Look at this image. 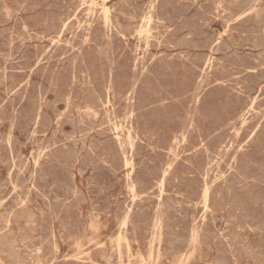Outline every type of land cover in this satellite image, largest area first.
<instances>
[{
    "label": "rangeland",
    "instance_id": "rangeland-1",
    "mask_svg": "<svg viewBox=\"0 0 264 264\" xmlns=\"http://www.w3.org/2000/svg\"><path fill=\"white\" fill-rule=\"evenodd\" d=\"M127 1L128 2L130 1L129 2L130 4ZM127 1L126 0H120V1L119 0H97V1L89 0L88 2H86V0H0V62H1L0 63V100H1L0 101V107H1L0 108V112H1L0 113V145L2 144L1 146H3V144L6 143L4 144L5 146H3L2 148L0 147V150H2L3 148L7 150V152L4 149L2 150V152L0 151V172H1L0 173V195H1L0 196V202H1L0 203V217H1L0 218V252L2 251L0 253L1 255L0 264H43V263L44 264H107V263L108 264H215L214 261H216V264H233L234 262H235L234 264H243L244 262H245L244 264H261V263L264 264V255H263L264 254V247H263L264 246V175H263L264 174V163H263L264 162V113H263L264 112V107H263L264 106V61H263L264 60V34H263L264 33V26H263L264 25V11H263L264 10V0H259V1L258 0H225V1L224 0H221V1L220 0L219 1L217 0H159V1L158 0H127ZM83 2H85V4ZM82 4H84V6ZM103 5L109 8L110 23H112L113 28L111 27V24L106 25L105 23H103ZM13 7L14 9H12ZM4 8L5 9L8 8V9L4 10ZM148 11L151 13H149ZM225 13H226V16H225ZM125 14L126 15L128 14V15L126 16ZM147 24L148 25L150 24V25L146 27ZM142 26L144 27L142 30H146V29L149 30L151 28V30H149V32L151 31L149 35L148 34L145 35L146 34L145 32L140 33V30H141L140 28ZM137 30H139V32H137ZM127 31H129V33ZM132 31L134 32L132 33ZM114 34H117V35H114ZM245 37L247 38V40ZM151 41L153 42L151 43ZM63 42H64V45H63ZM7 43L9 45H7ZM159 43H160V47H158ZM134 45L136 48L134 47ZM30 52L31 53L34 52V53L30 54ZM191 52H193L194 54ZM51 54H53L54 58ZM37 58L38 60H36ZM171 58L172 60H170ZM176 60H178V62ZM25 61L28 65L25 63ZM168 62H170L171 64ZM22 64L26 65L27 67L24 66V69H23ZM169 65L170 66L172 65L171 66L172 68ZM88 66L89 68H87ZM2 67L5 68V70ZM129 67L131 68L128 69ZM63 69H66L67 71ZM83 69H85V71ZM104 70L105 71L108 70V71L105 72ZM62 71L66 73L64 74ZM102 72H103V75H102ZM177 72H179L180 74ZM145 73H147L148 75ZM166 74H168V76ZM166 76L167 78L164 79ZM181 76L183 77L181 78ZM202 80L204 81L202 82ZM167 81L170 83H168ZM149 82L151 83L150 85H149ZM160 82L163 84V86ZM166 82L168 85L167 84L164 85ZM147 83L148 85H146ZM15 84H18V86ZM151 86L152 87L154 86V87L152 88ZM149 88H152L153 90ZM137 90L141 91V93L140 92L138 93ZM73 91H74V94L76 93L75 96H73ZM170 92H172V95ZM77 94H78V97L76 96ZM34 95H37V96H34ZM138 95L140 97H138ZM142 95L143 96L146 95L145 96L146 98L143 97ZM166 97H169V98L166 99ZM252 97L255 100H253ZM151 99H152V102H151ZM194 99L195 100L197 99V100L195 101ZM60 100H62L63 102ZM155 100L158 103H155ZM51 101L52 102L55 101V102L52 103ZM85 101H86V104H85ZM148 102H151V105L150 103L148 104ZM183 102H186V103H183ZM99 106H101L102 108ZM118 107H121V108H118ZM138 108L139 110H136ZM161 108L163 109L161 110ZM121 109H122V112H121ZM214 110H216V112ZM63 112H66V113H63ZM147 112H149L151 116L150 114L146 115ZM214 112L216 115L214 114ZM23 114H25V116ZM2 115L4 119L3 117H1ZM43 115L47 119H44L45 117ZM32 116L35 120L32 119ZM202 116L203 117L205 116V117L203 118ZM207 116H209V118ZM258 117H261V118H258ZM49 118L52 119L50 120V122H48ZM114 118H116V121ZM140 118L142 119V123L138 122V121H141ZM257 119H259L260 121ZM205 120L207 122H205ZM135 121H137L138 123ZM85 122H86V125H85ZM217 122H219V124ZM43 123L44 124L46 123V124H45V127L41 129V127L44 126ZM225 123H227V125ZM254 123L255 125H253ZM62 124L63 126H61ZM137 125L140 127V129ZM218 125L222 127H219ZM206 126H208L207 129H206ZM89 128H92V129H89ZM152 128L153 130H151ZM198 129H200V131L202 130L201 131L202 133ZM65 130L67 131V133ZM81 130L82 131L85 130V131L82 132ZM164 130H166V132ZM173 130H177V131H173ZM61 131H63L64 133ZM68 132H70V134H68ZM254 135L257 137V139ZM70 136L73 139L72 141H71ZM79 136L82 138H80ZM94 136H95V139H94ZM128 136L130 138H128ZM167 138H170V139H167ZM114 140L117 142L115 143ZM120 140L124 142L122 143ZM218 140L222 142L220 143ZM56 141L59 143H57ZM92 141H94V143ZM130 141L132 142V145L130 144ZM163 142L165 143V145ZM75 143H77V145ZM83 143H84V146L82 145ZM22 144L23 146H21ZM120 144L123 145L122 148ZM147 146H149V148ZM153 146L156 149H153L154 148ZM245 146L246 148H244ZM192 147H195V148H192ZM82 148L84 150H82ZM172 148L174 149L175 152L173 151ZM11 149L14 152H12ZM60 149L63 151H61ZM118 149H119V152H118ZM179 150H180V154H179ZM158 151H159V154H158ZM5 152L8 153V155ZM107 152L109 153V155ZM56 153L57 154L59 153L58 154L59 157L56 156L57 155ZM150 153H152L153 157L151 156ZM173 153L175 154L177 153V154L175 155ZM238 154L240 155L242 159L239 157ZM5 156H6V160H5ZM45 156H48V157H45ZM91 156H94V157H91ZM260 156L262 159L260 158ZM115 158H118L119 160L117 159L118 160L117 161ZM156 158L158 160H156ZM162 158H164V160ZM200 158L202 161L200 160ZM237 158H238V161H237ZM19 159L20 161H18ZM109 159L114 160V162ZM126 159L130 160L132 164L125 165ZM162 160L164 163L161 162ZM248 160H251V161H248ZM257 160L259 161L254 162ZM200 161L203 164H205V166ZM239 161L241 162L239 163ZM62 162L63 163L66 162V163L62 165ZM144 162L145 163L147 162L150 165L148 166V164L146 163L147 164L146 165ZM155 163L156 164L158 163L157 164L158 166ZM18 164H20V166H18ZM163 164L166 166H164ZM104 165L106 167H104ZM110 166L112 168H110ZM237 166L238 167L240 166V167L238 168ZM140 168L145 173H143V171ZM187 171L188 172L190 171V173H188ZM115 172H118V173H115ZM133 173L134 174L136 173V175H134ZM238 173L240 175H237ZM246 174L249 177L246 176ZM37 175L39 178L37 177ZM71 176H74V177H71ZM158 176H160L161 178ZM208 176H209V179H208ZM154 177H156V179ZM184 177L185 179H183ZM150 178L151 179L153 178V179L151 180ZM190 178L192 179L191 181H190ZM102 179H105V180H102ZM163 179L164 181L162 182ZM238 179H241V180H238ZM204 184L207 185L209 189H212V190H209V197L206 203L203 201L202 196H201L203 193V190L205 189ZM20 186L22 188H20ZM60 186L63 187L64 189H62ZM54 191L57 193H55ZM46 192L48 195H45ZM59 192H62V193H59ZM81 192L83 195L81 194ZM65 194H68V195H65ZM237 195L239 198L237 197ZM172 196L174 197V199ZM11 197L13 198L11 199ZM47 202H49L50 204ZM77 203L79 205H77ZM153 203L154 205L152 206ZM147 204L148 206H146ZM91 205L94 208L91 207ZM161 205L164 207H162ZM118 206L121 208H119ZM72 209L74 210V212L72 211ZM130 209L131 210L133 209V210L131 211ZM223 209L225 210L223 211ZM40 210L41 212H39ZM47 210L49 211V213ZM95 210L97 213L94 212ZM103 210L105 212H102ZM1 213L2 214L6 213L4 215L5 217ZM141 213H144V214H141ZM37 214L38 215L40 214V215L38 216ZM126 215L128 216L127 219H126ZM240 215L241 217H239ZM63 216L65 219L62 218ZM191 217H192V220H191ZM41 219H42V222H41ZM198 220H200V222ZM231 221L232 222L234 221V222L231 223ZM227 223L229 224V226ZM187 224H190V225L187 226ZM35 225L36 227H34ZM252 226H255V227H252ZM84 227L86 229H83ZM6 231L7 232L9 231L8 234ZM73 231L75 232V234L77 233L78 235L76 234L77 235L76 236L75 234H73L74 233ZM81 233H84L85 235ZM167 235L169 236L166 237ZM6 239L8 242L6 241ZM190 242H193V243H191L190 245ZM227 247H229L232 250H230ZM180 248L182 250H180ZM179 251H182V252H179ZM16 252H18V254ZM174 252L176 254H174ZM13 256L14 257L16 256V257L14 258ZM70 261L71 262L73 261V263H71Z\"/></svg>",
    "mask_w": 264,
    "mask_h": 264
},
{
    "label": "bare ground",
    "instance_id": "bare-ground-1",
    "mask_svg": "<svg viewBox=\"0 0 264 264\" xmlns=\"http://www.w3.org/2000/svg\"><path fill=\"white\" fill-rule=\"evenodd\" d=\"M88 1H89V0H88ZM88 1L86 0V2H88ZM94 1H95V0H94ZM96 1H97V0H96ZM119 1H120V0H119ZM126 1H127V0H126ZM158 1H159V0H158ZM217 1H219V0H217ZM220 1H221V0H220ZM224 1H225V0H224ZM258 1H259V0H258ZM3 2H4V1H3ZM15 2H16V1H15ZM50 2H51V1H50ZM102 2H103V1H102ZM127 2H128V1H127ZM129 2H130V1H129ZM129 2H128V3H129ZM145 2H146V1H145ZM151 2H152V1H151ZM154 2H155V1H154ZM4 3H5V2H4ZM8 3H9V2H8ZM13 3H14V2H13ZM83 3L85 4V2H83ZM200 3H201V2H200ZM205 3H206V2H205ZM207 3H208V2H207ZM256 3H258V2H256ZM15 4H16V3H15ZM15 4H14V5H15ZM84 4H82V5L84 6ZM110 4H111V3H110ZM114 4H115V3H114ZM129 4H130V3H129ZM134 4H135V3H134ZM134 4H133V5H134ZM145 4H146V3H145ZM177 4H178V3H177ZM231 4H232V2H231ZM18 5H19V4H18ZM55 5H56V4H55ZM97 5H98V4H97ZM100 5H101V3H100ZM117 5H118V4H117ZM137 5H138V4H137ZM141 5H142V4H141ZM143 5H144V4H143ZM198 5H199V4H198ZM215 5H216V4H215ZM218 5H219V4H218ZM220 5H221V3H220ZM253 5H254V4H253ZM30 6H31V5H30ZM93 6H95V5H93ZM109 6H110V5H109ZM124 6H125V4H124ZM174 6H175V5H174ZM177 6H178V5H177ZM216 6H217V5H216ZM226 6H227V5H226ZM231 6H232V5H231ZM251 6H252V5H251ZM257 6H259V5H257ZM8 7H9V6H8ZM23 7H24V6H23ZM51 7H52V6H51ZM98 7H99V6H98ZM113 7H114V6H113ZM121 7H122V6H121ZM135 7H136V6H135ZM135 7H134V8H135ZM227 7H228V6H227ZM253 7H254V6H253ZM34 8H35V7H34ZM127 8H128V7H127ZM175 8H176V7H175ZM193 8H194V7H193ZM243 8H244V7H243ZM6 9H8V8H6ZM6 9L4 8V10H6ZM12 9H14V7H13ZM23 9H24V8H23ZM25 9H26V8H25ZM48 9H49V8H48ZM52 9H53V8H52ZM122 9H124V8H122ZM135 9H136V8H135ZM143 9H144V8H143ZM217 9H218V8H217ZM231 9H232V8H231ZM93 10H94V8H93ZM137 10H139V9H137ZM137 10H136V11H137ZM141 10H142V9H141ZM169 10H170V9H169ZM222 10H223V9H222ZM250 10H251V9H250ZM252 10H253V8H252ZM9 11H10V10H9ZM36 11H37V9H36ZM45 11H46V10H45ZM51 11H52V10H51ZM57 11H58V10H57ZM61 11H62V10H61ZM89 11H90V10H89ZM117 11H119V10H117ZM128 11H129V10H128ZM150 11H151V10H150ZM199 11H200V10H199ZM217 11H218V10H217ZM246 11H247V10H246ZM263 11H264V10H263ZM27 12H28V11H27ZM33 12H34V11H33ZM129 12H130V11H129ZM131 12H132V11H131ZM141 12H142V11H141ZM148 12H149V11H148ZM170 12H171V11H170ZM19 13H20V12H19ZM37 13H38V12H37ZM45 13H46V12H45ZM86 13H87V12H86ZM89 13H90V12H89ZM109 13H110V12H109V8H108L107 6H105V5H103V23H105L106 25H110V24H111V27H112V23H110ZM146 13H147V12H146ZM149 13H151V12H149ZM226 13H227V12H226ZM226 13H225V16H226ZM231 13H232V12H231ZM240 13H241V12H240ZM242 13H243V12H242ZM254 13H255V12H254ZM158 14H159V13H158ZM182 14H183V13H182ZM31 15H32V14H31ZM77 15H78V14H77ZM97 15H98V14H97ZM125 15H126V14H125ZM127 15H128V14H127ZM127 15H126V16H127ZM130 15H131V14H130ZM133 15H134V14H133ZM136 15H137V14H136ZM9 16H10V15H9ZM11 16H12V15H11ZM16 16H17V15H16ZM24 16H25V15H24ZM28 16H29V15H28ZM47 16H49V15H47ZM88 16H89V15H88ZM131 16H132V15H131ZM145 16H146V15H145ZM150 16H151V15H150ZM181 16H182V15H181ZM187 16H188V15H187ZM208 16H209V15H208ZM213 16H214V15H213ZM222 16H224V15H222ZM237 16H238V15H237ZM248 16H249V15H248ZM250 16H251V15H250ZM260 16H261V15H260ZM74 17H75V16H74ZM95 17H96V16H95ZM100 17H101V16H100ZM210 17H211V16H210ZM210 17H209V18H210ZM257 17H258V15H257ZM8 18H10V17H8ZM61 18H62V17H61ZM64 18H65V17H64ZM101 18H102V17H101ZM127 18H128V17H127ZM130 18H131V17H130ZM137 18H138V17H137ZM139 18H140V17H139ZM142 18H143V17H142ZM150 18H151V17H150ZM181 18H182V17H181ZM221 18H223V17H221ZM225 18H226V17H225ZM3 19H4V18H3ZM15 19H16V18H15ZM75 19H76V18H75ZM80 19H81V18H80ZM143 19H144V18H143ZM215 19H216V18H215ZM215 19H214V20H215ZM236 19H237V18H236ZM259 19H260V18H259ZM33 20H34V19H33ZM73 20H74V19H73ZM94 20H95V19H94ZM100 20H101V19H100ZM127 20H128V19H127ZM134 20H135V18H134ZM147 20H148V19H147ZM157 20H158V19H157ZM223 20H224V19H223ZM223 20H222V22H223ZM240 20H241V19H240ZM2 21H3V20H2ZM30 21H31V20H30ZM85 21H86V20H85ZM142 21H143V20H142ZM154 21H155V20H154ZM163 21H164V20H163ZM99 22H100V21H99ZM140 22H141V21H140ZM149 22H150V21H149ZM151 22H153V21H151ZM261 22H263V21H261ZM21 23H22V22H21ZM23 23H24V21H23ZM91 23H92V21H91ZM97 23H98V22H97ZM141 23H142V22H141ZM146 23H147V22H146ZM230 23H232V22H230ZM244 23H245V22H244ZM4 24H5V23H4ZM10 24H11V23H10ZM10 24H9V25H10ZM155 24H156V23H155ZM178 24H179V23H178ZM49 25H50V24H49ZM86 25H87V23H86ZM92 25H93V24H92ZM92 25H91V26H92ZM143 25H145V24H143ZM149 25H150V24H149ZM149 25L147 24L146 27H148ZM158 25H159V24H158ZM172 25H174V24H172ZM253 25H254V23H253ZM10 26H11V25H10ZM62 26H63V25H62ZM98 26H100V25H98ZM137 26H138V25H137ZM151 26H152V25H151ZM168 26H169V25H168ZM209 26H210V25H209ZM263 26H264V25H263ZM20 27H21V26H20ZM37 27H38V26H37ZM37 27H36V28H37ZM73 27H74V26H73ZM106 27H107V26H106ZM173 27H174V26H173ZM224 27H225V26H224ZM2 28H3V27H2ZM4 28H5V27H4ZM11 28H12V27H11ZM101 28H102V27H101ZM112 28H113V27H112ZM143 28H144L143 26L140 28V29H141V30H140V33L145 32V33H146L145 35H147V34L149 35V33L151 32V31L149 32V30H151V28H150L149 30H148V29H146V30H142ZM168 28H169V27H168ZM29 29H30V28H29ZM72 29H73V28H72ZM84 29H85V28H84ZM153 29H154V28H153ZM162 29H163V28H162ZM172 29H173V28H172ZM172 29H171V30H172ZM211 29H212V28H211ZM2 30H3V29H2ZM19 30H20V29H19ZM43 30H44V29H43ZM53 30H54V29H53ZM111 30H112V29H111ZM160 30H161V29H160ZM160 30H158V31H160ZM207 30H209V29H207ZM213 30H214V29H213ZM223 30H224V29H223ZM5 31H6V30H5ZM13 31H15V30H13ZM84 31H85V30H84ZM88 31H89V30H88ZM112 31H113V30H112ZM121 31H122V30H121ZM216 31H217V30H216ZM2 32H3V31H2ZM33 32H34V31H33ZM62 32H63V31H62ZM90 32H91V31H90ZM90 32H89V33H90ZM92 32H93V31H92ZM127 32L129 33V31H127ZM133 32H134V31H132V33H133ZM137 32H139V30H137ZM156 32H157V31H156ZM169 32H171V31H169ZM193 32H194V31H193ZM83 33H84V32H83ZM118 33H119V32H118ZM161 33H162V32H161ZM31 34H32V33H31ZM72 34H73V33H72ZM130 34H131V33H130ZM130 34H129V35H130ZM154 34H155V33H154ZM184 34H185V33H184ZM217 34H218V33H217ZM263 34H264V33H263ZM7 35H8V34H7ZM17 35H18V34H17ZM33 35H34V34H33ZM35 35H36V34H35ZM76 35H77V34H76ZM94 35H95V34H94ZM114 35H117V34H114ZM177 35H178V34H177ZM180 35H181V34H180ZM236 35H237V34H236ZM255 35H256V34H255ZM261 35H262V34H261ZM88 36H89V35H88ZM122 36H123V35H122ZM153 36H154V35H153ZM170 36H171V35H170ZM191 36H192V35H191ZM214 36H215V35H214ZM245 36H246V35H245ZM17 37H18V36H17ZM55 37H56V36H55ZM77 37H78V36H77ZM81 37H82V36H81ZM149 37H150V36H149ZM186 37H187V36H186ZM217 37H218V36H217ZM68 38H69V37H68ZM92 38H93V37H92ZM104 38H105V36H104ZM111 38H112V37H111ZM114 38H115V36H114ZM117 38H119V37H117ZM133 38H134V37H133ZM156 38H157V37H156ZM163 38H164V37H163ZM178 38H179V36H178ZM193 38H194V37H193ZM198 38H199V37H198ZM202 38H203V37H202ZM245 38H246V37H245ZM255 38H256V37H255ZM6 39H7V37H6ZM8 39H9V38H8ZM10 39H11V38H10ZM14 39H15V38H14ZM56 39H57V38H56ZM82 39H83V38H82ZM90 39H91V38H90ZM147 39H148V38H147ZM152 39H154V38H152ZM152 39H151V40H152ZM161 39H162V38H161ZM194 39H195V38H194ZM200 39H201V38H200ZM203 39H204V38H203ZM239 39H240V38H239ZM84 40H85V39H84ZM120 40H121V39H120ZM141 40H142V39H141ZM148 40H149V39H148ZM155 40H156V39H155ZM175 40H176V39H175ZM195 40H196V39H195ZM198 40H199V39H198ZM219 40H220V39H219ZM225 40H226V39H225ZM237 40H238V39H237ZM246 40H247V38H246ZM68 41H69V40H68ZM90 41H91V40H90ZM149 41H150V40H149ZM158 41H159V40H158ZM181 41H182V40H181ZM199 41H200V40H199ZM201 41H202V40H201ZM4 42H5V41H4ZM50 42H51V41H50ZM61 42H62V41H61ZM66 42H67V41H66ZM94 42H95V41H94ZM115 42H116V41H115ZM120 42H122V41H120ZM135 42H136V41H135ZM152 42H153V41H151V43H152ZM156 42H157V41H156ZM160 42H161V41H160ZM191 42H192V41H191ZM207 42H208V41H207ZM218 42H219V41H218ZM8 43H9V42H8ZM8 43H7V45H9ZM12 43H13V42H12ZM87 43H88V42H87ZM151 43H150V44H151ZM197 43H198V42H197ZM228 43H229V42H228ZM10 44H11V42H10ZM21 44H22V43H21ZM37 44H38V43H37ZM39 44H40V43H39ZM90 44H91V43H90ZM146 44H147V43H146ZM148 44H149V43H148ZM169 44H170V42H169ZM169 44H168V45H169ZM183 44H185V43H183ZM194 44H195V43H194ZM25 45H26V44H25ZM27 45H28V44H27ZM29 45H30V44H29ZM54 45H55V44H54ZM63 45H64V42H63ZM67 45H68V44H67ZM71 45H72V43H71ZM71 45H70V46H71ZM106 45H107V44H106ZM165 45H166V44H165ZM177 45H178V44H177ZM177 45H176V46H177ZM199 45H200V44H199ZM210 45H211V44H210ZM213 45H214V44H213ZM5 46H6V45H5ZM30 46H31V45H30ZM44 46H45V45H44ZM58 46H59V45H58ZM112 46H113V45H112ZM120 46H121V45H120ZM120 46H119V47H120ZM137 46H138V45H137ZM197 46H198V45H197ZM200 46H201V45H200ZM236 46H237V45H236ZM239 46H240V45H239ZM253 46H254V45H253ZM258 46H259V45H258ZM72 47H73V46H72ZM98 47H99V46H98ZM134 47H135V45H134ZM140 47H141V46H140ZM158 47H160V43H159V46H158ZM182 47H183V46H182ZM189 47H190V46H189ZM198 47H199V46H198ZM201 47H202V46H201ZM248 47H249V46H248ZM248 47H247V48H248ZM256 47H257V46H256ZM78 48H79V47H78ZM104 48H105V47H104ZM135 48H136V47H135ZM138 48H139V47H138ZM144 48H145V47H144ZM156 48H157V47H156ZM163 48H164V47H163ZM167 48H168V47H167ZM172 48H173V47H172ZM174 48H175V47H174ZM178 48H179V47H178ZM195 48H196V47H195ZM195 48H194V49H195ZM199 48H200V47H199ZM227 48H228V47H227ZM234 48H235V47H234ZM249 48H250V47H249ZM4 49H5V48H4ZM17 49H18V48H17ZM46 49H47V48H46ZM61 49H62V48H61ZM99 49H100V48H99ZM133 49H134V48H133ZM141 49H142V48H141ZM191 49H192V48H191ZM201 49H202V48H201ZM250 49H251V48H250ZM258 49H259V48H258ZM1 50H2V49H1ZM14 50H15V49H14ZM20 50H21V49H20ZM29 50H30V48H29ZM34 50H35V49H34ZM103 50H104V49H103ZM162 50H163V49H162ZM162 50H161V51H162ZM168 50H169V49H168ZM235 50H236V49H235ZM248 50H249V49H248ZM10 51H11V50H10ZM140 51H141V50H140ZM56 52H57V51H56ZM101 52H102V51H101ZM118 52H119V51H118ZM132 52H133V51H132ZM142 52H143V51H142ZM146 52H148V51H146ZM210 52H212V51H210ZM260 52H261V51H260ZM21 53H22V52H21ZM21 53H20V55H21ZM25 53H26V52H25ZM33 53H34V52H33ZM33 53L30 52V54H33ZM51 53H52V52H51ZM61 53H62V52H61ZM61 53H60V54H61ZM70 53H71V52H70ZM134 53H136V52H134ZM159 53H160V52H159ZM179 53H180V52H179ZM191 53H193V52H191ZM213 53H214V52H213ZM219 53H220V52H219ZM232 53H233V52H232ZM18 54H19V53H18ZM26 54H27V53H26ZM65 54H66V53H65ZM193 54H194V53H193ZM235 54H236V53H235ZM34 55H35V54H34ZM34 55H33V56H34ZM40 55H41V54H40ZM40 55H39V56H40ZM44 55H45V54H44ZM51 55L53 56V54H51ZM115 55H116V53H115ZM167 55H168V54H167ZM169 55H170V54H169ZM186 55H188V54H186ZM26 56H27V55H26ZM42 56H43V55H42ZM69 56H70V55H69ZM233 56H234V54H233ZM257 56H258V55H257ZM18 57H19V56H18ZM71 57H72V56H71ZM76 57H77V56H76ZM121 57H122V56H121ZM182 57H183V56H182ZM186 57H187V56H186ZM237 57H238V56H237ZM7 58H8V57H7ZM7 58H6V59H7ZM13 58H14V57H13ZM51 58H52V57H51ZM53 58H54V56H53ZM74 58H75V57H74ZM147 58H148V57H147ZM161 58H162V57H161ZM194 58H195V57H194ZM258 58H259V57H258ZM19 59H20V58H19ZM42 59H43V58H42ZM44 59H45V58H44ZM156 59H157V58H156ZM185 59H186V58H185ZM189 59H191V58H189ZM212 59H213V58H212ZM36 60H38V58H37ZM53 60H55V59H53ZM73 60H74V59H73ZM150 60H151V59H150ZM170 60H172V58H171ZM170 60H169V61H170ZM210 60H211V59H210ZM214 60H215V59H214ZM214 60H213V61H214ZM1 61H2V60H1ZM3 61H4V60H3ZM11 61H12V60H11ZM17 61H18V59H17ZM20 61H21V60H20ZM64 61H65V60H64ZM158 61H159V60H158ZM163 61H164V60H163ZM176 61L178 62V60H176ZM187 61H188V60H187ZM226 61H227V60H226ZM263 61H264V60H263ZM29 62H30V61H29ZM36 62H37V61H36ZM40 62H41V61H40ZM129 62H130V61H129ZM156 62H157V61H156ZM156 62H155V63H156ZM174 62H175V61H174ZM184 62H186V61H184ZM189 62H190V61H189ZM209 62H210V61H209ZM223 62H224V61H223ZM0 63H1V62H0ZM10 63H11V62H10ZM17 63H18V62H17ZM25 63H26V61H25ZM30 63H31V62H30ZM54 63H55V62H54ZM168 63H170V62H168ZM204 63H205V62H204ZM26 64H27V63H26ZM41 64H42V63H41ZM81 64H82V63H81ZM92 64H93V63H92ZM165 64H166V63H165ZM170 64H171V63H170ZM188 64H189V63H188ZM193 64H194V63H193ZM219 64H220V63H219ZM221 64H222V63H221ZM260 64H261V63H260ZM3 65H5V64H3ZM12 65H13V64H12ZM22 65H23V64H22ZM27 65H28V64H27ZM73 65H74V64H73ZM86 65H87V64H86ZM135 65H136V64H135ZM148 65H149V64H148ZM156 65H157V64H156ZM178 65H179V64H178ZM185 65H186V63H185ZM206 65H207V64H206ZM227 65H228V64H227ZM227 65H226V66H227ZM249 65H250V64H249ZM24 66H26V65H23V69H24ZM42 66H43V65H42ZM149 66H150V65H149ZM169 66H170V65H169ZM171 66H172V65H171ZM171 66H170V67H171ZM190 66H191V65H190ZM226 66H225V67H226ZM232 66H234V65H232ZM9 67H10V66H9ZM16 67H17V66H16ZM26 67H27V66H26ZM28 67H29V66H28ZM30 67H31V66H30ZM91 67H92V66H91ZM114 67H115V66H114ZM131 67H133V66H131ZM131 67H129L128 69H130ZM220 67H221V66H220ZM239 67H240V66H239ZM2 68H3V67H2ZM2 68H1V69H2ZM11 68H12V67H11ZM49 68H50V67H49ZM57 68H58V67H57ZM87 68H89V66H88ZM148 68H149V67H148ZM171 68H172V67H171ZM171 68H170V69H171ZM213 68H214V67H213ZM240 68H241V67H240ZM242 68H243V67H242ZM3 69L5 70V68H3ZM17 69H18V68H17ZM27 69H28V68H27ZM136 69H137V68H136ZM152 69H153V68H152ZM162 69H163V68H162ZM162 69H161V70H162ZM173 69H174V68H173ZM237 69H238V68H237ZM243 69H244V68H243ZM19 70H20V69H19ZM55 70H56V69H55ZM63 70L67 71L66 69H63ZM83 70L85 71V69H83ZM126 70H127V69H126ZM138 70H139V69H138ZM150 70H151V69H150ZM154 70H155V69H154ZM159 70H160V68H159ZM165 70H166V69H165ZM179 70H180V69H179ZM223 70H224V69H223ZM235 70H236V69H235ZM245 70H246V69H245ZM261 70H262V68H261ZM50 71H51V70H50ZM53 71H54V70H53ZM84 71H83V72H84ZM104 71H105V70H104ZM106 71H108V70H106ZM106 71H105V72H106ZM167 71H168V70H167ZM169 71H170V70H169ZM176 71H177V70H176ZM185 71H186V69H185ZM9 72H10V71H9ZM23 72H25V71H23ZM26 72H27V71H26ZM36 72H37V71H36ZM59 72H60V71H59ZM62 72H63V71H62ZM86 72H87V71H86ZM95 72H96V71H95ZM99 72H100V71H99ZM145 72H146V71H145ZM158 72H159V71H158ZM187 72H188V71H187ZM214 72H215V71H214ZM217 72H218V71H217ZM227 72H228V71H227ZM238 72H239V71H238ZM37 73H38V72H37ZM40 73H41V72H40ZM40 73H39V75H40ZM63 73H64V72H63ZM63 73H62V74H63ZM65 73H66V72H65ZM65 73H64V74H65ZM108 73H109V72H108ZM128 73H129V72H128ZM142 73H143V72H142ZM147 73H148V72H147ZM147 73H145V74H147ZM151 73H152V72H151ZM177 73H179V72H177ZM188 73H189V72H188ZM232 73H233V71H232ZM239 73H240V72H239ZM27 74H28V73H27ZM48 74H49V73H48ZM48 74H47V75H48ZM78 74H79V73H78ZM83 74H84V73H83ZM95 74H96V73H95ZM130 74H131V73H130ZM179 74H180V73H179ZM181 74H182V73H181ZM202 74H203V73H202ZM221 74H222V72H221ZM242 74H243V73H242ZM22 75H23V74H22ZM44 75H45V74H44ZM49 75H50V74H49ZM87 75H88V74H87ZM102 75H103V72H102ZM147 75H148V74H147ZM153 75H154V74H153ZM163 75H164V74H163ZM166 75L168 76V74H166ZM218 75H219V74H218ZM12 76H13V75H12ZM16 76H17V74H16ZM41 76H42V75H41ZM45 76H46V75H45ZM65 76H66V75H65ZM90 76H91V75H90ZM111 76H112V75H111ZM121 76H122V75H121ZM154 76H155V75H154ZM164 76H165V75H164ZM167 76H166L164 79H166ZM169 76H170V75H169ZM178 76H179V75H178ZM184 76H185V75H184ZM186 76H187V75H186ZM188 76H189V75H188ZM222 76H223V75H222ZM232 76H233V75H232ZM8 77H9V76H8ZM39 77H40V76H39ZM43 77H44V76H43ZM47 77H48V76H47ZM50 77H51V76H50ZM76 77H77V76H76ZM92 77H93V76H92ZM101 77H102V76H101ZM138 77H139V76H138ZM174 77H175V76H174ZM182 77H183V76H181V78H182ZM206 77H207V76H206ZM233 77H234V76H233ZM239 77H240V76H239ZM41 78H42V77H41ZM106 78H107V77H106ZM140 78H141V77H140ZM168 78H169V77H168ZM199 78H200V77H199ZM12 79H13V78H12ZM19 79H20V78H19ZM38 79H39V78H38ZM51 79H52V78H51ZM82 79H83V78H82ZM86 79H87V78H86ZM98 79H100V78H98ZM157 79H158V78H157ZM164 79H163V80H164ZM188 79H189V78H188ZM194 79H195V78H194ZM227 79H228V78H227ZM240 79H241V78H240ZM240 79H239V80H240ZM1 80H2V79H1ZM3 80H4V79H3ZM8 80H9V78H8ZM16 80H17V79H16ZM49 80H50V79H49ZM54 80H55V79H54ZM60 80H61V79H60ZM64 80H65V79H64ZM141 80H142V79H141ZM148 80H149V79H148ZM161 80H162V78H161ZM170 80H171V79H170ZM217 80H218V79H217ZM217 80H216V82H217ZM61 81H62V80H61ZM65 81H66V80H65ZM81 81H82V80H81ZM150 81H151V80H150ZM158 81H160V80H158ZM190 81H191V80H190ZM193 81H194V80H193ZM200 81H201V80H200ZM203 81H204V80H202V82H203ZM219 81H220V80H219ZM9 82H10V81H9ZM11 82H12V81H11ZM13 82H14V80H13ZM20 82H21V81H20ZM34 82H35V81H34ZM49 82H50V81H49ZM97 82H98V81H97ZM97 82H96V83H97ZM101 82H102V81H101ZM101 82H100V83H101ZM107 82H108V80H107ZM164 82H165V81H164ZM167 82H168V81H167ZM167 82H166L164 85H166ZM208 82H209V81H208ZM227 82H228V81H227ZM229 82H230V80H229ZM233 82H235V81H233ZM29 83H30V82H29ZM29 83H28V84H29ZM35 83H36V82H35ZM53 83H54V82H53ZM68 83H69V82H68ZM103 83H104V82H103ZM141 83H143V82H141ZM153 83H154V82H153ZM153 83H152V85H153ZM160 83H161V82H160ZM168 83H170V82H168ZM182 83H183V81H182ZM243 83H244V82H243ZM1 84H2V82H1ZM3 84H4V82H3ZM19 84H20V83H19ZM39 84H40V83H39ZM45 84H46V83H45ZM51 84H52V83H51ZM72 84H73V83H72ZM91 84H92V83H91ZM109 84H110V82H109ZM144 84H145V82H144ZM150 84H151V83L149 82V85H150ZM161 84H162V83H161ZM236 84H237V83H236ZM15 85L18 86V84H15ZM40 85H41V84H40ZM59 85H60V84H59ZM79 85H80V84H79ZM95 85H96V84H95ZM107 85H108V84H107ZM124 85H125V83H124ZM134 85H135V84H134ZM138 85H139V84H138ZM146 85H148V83H147ZM167 85H168V84H167ZM1 86H3V85H1ZM17 86H16V87H17ZM25 86H26V85H25ZM33 86H34V85H33ZM45 86H46V85H45ZM101 86H102V85H101ZM140 86H142V85H140ZM155 86H156V85H155ZM157 86H158V84H157ZM162 86H163V84H162ZM177 86H178V85H177ZM194 86H196V85H194ZM194 86H193V87H194ZM199 86H200V85H199ZM221 86H222V85H221ZM229 86H230V85H229ZM16 87H15V88H16ZM37 87H38V86H37ZM42 87H43V86H42ZM95 87H96V86H95ZM118 87H120V86H118ZM138 87H139V86H138ZM151 87H152V86H151ZM153 87H154V86H153ZM153 87H152V88H153ZM165 87H166V86H165ZM165 87H164V88H165ZM168 87H169V86H168ZM215 87H217V86H215ZM230 87H231V86H230ZM234 87H236V86H234ZM240 87H241V86H240ZM11 88H12V87H11ZM13 88H14V86H13ZM20 88H21V87H20ZM20 88H18V89H20ZM35 88H36V87H35ZM51 88H52V87H51ZM63 88H64V87H63ZM65 88H66V87H65ZM81 88H82V87H81ZM152 88H149V89H152ZM172 88H173V87H172ZM175 88H176V87H175ZM6 89H7V88H6ZM30 89H31V88H30ZM33 89H34V88H33ZM58 89H59V88H58ZM69 89H70V88H69ZM82 89H83V88H82ZM87 89H88V88H87ZM108 89H109V88H108ZM185 89H186V88H185ZM211 89H212V88H211ZM238 89H239V88H238ZM10 90H12V89H10ZM24 90H25V89H24ZM37 90H38V88H37ZM49 90H50V89H49ZM61 90H62V89H61ZM74 90H75V89H74ZM79 90H80V89H79ZM146 90H147V89H146ZM152 90H153V89H152ZM152 90H151V91H152ZM154 90H155V89H154ZM186 90H187V89H186ZM196 90H197V89H196ZM199 90H200V89H199ZM201 90H202V89H201ZM204 90H205V89H204ZM246 90H247V89H246ZM246 90H245V91H246ZM251 90H252V89H251ZM2 91H3V90H2ZM4 91H5V90H4ZM26 91H27V90H26ZM84 91H85V90H84ZM86 91H87V90H86ZM134 91H135V90H134ZM157 91H158V90H157ZM166 91H167V90H166ZM188 91H189V90H188ZM190 91H191V90H190ZM217 91H218V90H217ZM29 92H30V91H29ZM37 92H38V91H37ZM46 92H47V91H46ZM48 92H49V91H48ZM62 92H63V91H62ZM62 92H61V93H62ZM124 92H125V91H124ZM137 92H138V93H139V92L141 93V91H139V90H137ZM137 92H136V93H137ZM186 92H187V91H186ZM212 92H213V91H212ZM235 92H236V91H235ZM252 92H253V91H252ZM59 93H60V92H59ZM90 93H91V92H90ZM93 93H94V92H93ZM161 93H162V92H161ZM170 93H171V95H172V92H170ZM173 93H174V92H173ZM193 93H194V92H193ZM199 93H200V92H199ZM205 93H206V92H205ZM247 93H248V92H247ZM6 94H7V93H6ZM12 94H13V93H12ZM34 94H36V93H34ZM41 94H43V93H41ZM41 94H40V95H41ZM44 94H45V92H44ZM51 94H52V93H51ZM53 94H54V93H53ZM75 94H76V93H75ZM75 94H74V91H73V96H75ZM78 94H79V93H78ZM78 94L76 95L77 97H78ZM110 94H111V93H110ZM117 94H118V93H117ZM119 94H120V93H119ZM122 94H123V93H122ZM145 94H146V93H145ZM158 94H159V93H158ZM238 94H239V93H238ZM13 95H14V94H13ZM59 95H60V94H59ZM66 95H67V94H66ZM66 95H65V96H66ZM70 95H71V94H70ZM130 95H131V94H130ZM193 95H194V94H193ZM214 95H215V93H214ZM219 95H220V94H219ZM221 95H222V94H221ZM227 95H228V94H227ZM229 95H230V94H229ZM27 96H28V95H27ZM30 96H31V94H30ZM34 96H37V95H34ZM38 96H39V95H38ZM65 96H64V97H65ZM80 96H81V95H80ZM93 96H94V95H93ZM134 96H135V95H134ZM142 96H143V95H142ZM145 96H146V95H145ZM145 96H143V97H145ZM152 96H153V95H152ZM225 96H226V95H225ZM234 96H235V95H234ZM55 97H56V96H55ZM61 97H62V96H61ZM138 97H140V96L138 95ZM161 97H162V96H161ZM195 97H196V96H195ZM206 97H207V96H206ZM222 97H223V96H222ZM237 97H238V96H237ZM15 98H16V96H15ZM34 98H35V97H34ZM34 98H33V100H34ZM38 98H39V97H38ZM38 98H36V99H38ZM74 98H75V97H74ZM121 98H122V97H121ZM127 98H128V97H127ZM127 98H126V99H127ZM145 98H146V97H145ZM145 98H144V99H145ZM167 98H169V97H166V99H167ZM171 98H172V97H171ZM189 98H190V97H189ZM252 98H253V97H252ZM2 99H3V98H2ZM10 99H12V98H10ZM25 99H26V98H25ZM25 99H24V100H25ZM58 99H59V98H58ZM90 99H91V98H90ZM90 99H89V101H90ZM106 99H107V98H106ZM116 99H117V98H116ZM131 99H133V98H131ZM154 99H155V98H154ZM154 99H153V100H154ZM158 99H159V98H158ZM244 99H245V98H244ZM54 100H55V99H54ZM93 100H94V99H93ZM141 100H142V99H141ZM147 100H148V98H147ZM147 100H146V101H147ZM149 100H150V99H149ZM168 100H169V99H168ZM194 100H195V99H194ZM196 100H197V99H196ZM196 100H195V101H196ZM212 100H213V98H212ZM220 100H221V99H220ZM253 100H255V99L253 98ZM0 101H1V100H0ZM3 101H4V100H3ZM46 101H47V100H46ZM52 101H53V100H52ZM52 101H51V102H52ZM60 101H62V100H60ZM86 101H87V100H86ZM86 101H85V104H86ZM91 101H92V100H91ZM119 101H120V99H119ZM163 101H164V100H163ZM184 101H185V100H184ZM202 101H203V100H202ZM202 101H201V102H202ZM207 101H208V100H207ZM247 101H248V100H247ZM51 102H50V103H51ZM54 102H55V101H54ZM54 102H52V103H54ZM62 102H63V101H62ZM92 102H93V101H92ZM92 102H91V103H92ZM151 102H152V99H151ZM151 102H148V104L150 103V105H151ZM188 102H190V101H188ZM209 102H210V101H209ZM248 102H249V101H248ZM256 102H257V101H256ZM16 103H17V102H16ZM19 103H20V102H19ZM19 103H18V104H19ZM88 103H89V102H88ZM93 103H94V102H93ZM128 103H129V102H128ZM133 103H134V102H133ZM135 103H136V102H135ZM155 103H158V102L155 100ZM183 103H186V102H183ZM183 103H182V104H183ZM217 103H218V102H217ZM239 103H240V102H239ZM30 104H31V103H30ZM32 104H33V103H32ZM34 104H35V103H34ZM47 104H48V103H47ZM119 104H120V103H119ZM163 104H164V103H163ZM182 104H181V105H182ZM211 104H212V103H211ZM241 104H242V103H241ZM54 105H55V104H54ZM90 105H91V104H90ZM93 105H94V104H93ZM97 105H99V104H97ZM103 105H104V104H103ZM117 105H118V104H117ZM121 105H122V104H121ZM125 105H126V104H125ZM196 105H197V104H196ZM199 105H200V104H199ZM201 105H202V104H201ZM233 105H235V104H233ZM249 105H250V104H249ZM6 106H7V105H6ZM28 106H30V105H28ZM36 106H37V105H36ZM36 106H35V107H36ZM175 106H176V105H175ZM177 106H178V105H177ZM205 106H206V104H205ZM205 106H204V107H205ZM18 107H19V106H18ZM18 107H17V108H18ZM74 107H75V106H74ZM80 107H82V106H80ZM89 107H90V106H89ZM99 107H101V106H99ZM123 107H124V105H123ZM193 107H194V106H193ZM201 107H202V106H201ZM209 107H210V106H209ZM241 107H242V106H241ZM263 107H264V106H263ZM0 108H1V107H0ZM25 108H26V106H25ZM55 108H56V107H55ZM58 108H59V107H58ZM76 108H77V107H76ZM97 108H98V107H97ZM101 108H102V107H101ZM118 108H121V107H118ZM177 108H178V107H177ZM181 108H182V107H181ZM183 108H184V107H183ZM206 108H207V107H206ZM245 108H246V107H245ZM259 108H260V107H259ZM10 109H12V108H10ZM69 109H70V108H69ZM69 109H68V110H69ZM110 109H111V108H110ZM125 109H126V108H125ZM127 109H128V108H127ZM162 109H163V108H161V110H162ZM167 109H168V107H167ZM186 109H188V108H186ZM222 109H223V108H222ZM262 109H263V108H262ZM15 110H16V109H15ZM15 110H14V111H15ZM35 110H36V109H35ZM35 110H34V111H35ZM60 110H61V109H60ZM94 110H95V109H94ZM104 110H105V109H104ZM136 110H139V108L136 109ZM177 110H178V109H177ZM8 111H9V110H8ZM8 111H7V112H8ZM14 111H13V112H14ZM28 111H29V110H28ZM32 111H33V109H32ZM32 111H31V112H32ZM54 111H55V110H54ZM96 111H97V110H96ZM98 111H100V110H98ZM128 111H130V110H128ZM131 111H132V110H131ZM214 111L216 112V110H214ZM225 111H227V110H225ZM234 111H235V110H234ZM46 112H47V111H46ZM55 112H56V111H55ZM112 112H113V111H112ZM118 112H119V111H118ZM121 112H122V109H121ZM123 112H124V111H123ZM171 112H172V111H171ZM182 112H183V111H182ZM199 112H201V111H199ZM208 112H209V111H208ZM215 112H214V114H215ZM228 112H229V111H228ZM228 112H227V113H228ZM0 113H1V112H0ZM28 113H29V112H28ZM41 113H42V112H41ZM44 113H45V112H44ZM53 113H54V112H53ZM63 113H66V112H63ZM71 113H72V112H71ZM93 113H94V112H93ZM98 113H99V112H98ZM119 113H120V112H119ZM134 113H135V112H134ZM160 113H161V112H160ZM176 113H177V112H176ZM218 113H219V111H218ZM237 113H238V112H237ZM247 113H248V112H247ZM253 113H254V112H253ZM253 113H252V114H253ZM256 113H257V112H256ZM258 113H259V112H258ZM263 113H264V112H263ZM8 114H9V113H8ZM14 114H15V113H14ZM57 114H58V113H57ZM82 114H83V113H82ZM99 114H100V113H99ZM104 114H105V113H104ZM106 114H107V113H106ZM108 114H109V113H108ZM140 114H141V113H140ZM143 114H144V113H143ZM147 114H150V113L147 112L146 115H147ZM192 114H193V113H192ZM210 114H211V113H210ZM214 114H212V115H214ZM260 114H261V113H260ZM10 115H11V114H10ZM23 115L25 116V114H23ZM32 115H33V114H32ZM64 115H65V114H64ZM69 115H70V114H69ZM80 115H81V114H80ZM113 115H114V114H113ZM130 115H131V114H130ZM132 115H133V114H132ZM190 115H191V114H190ZM193 115H194V114H193ZM202 115H204V114H202ZM215 115H216V114H215ZM229 115H230V114H229ZM253 115H254V114H253ZM4 116H5V115H4ZM8 116H9V115H8ZM26 116H27V115H26ZM39 116H41V115H39ZM43 116H44V115H43ZM46 116H47V115H46ZM61 116H62V115H61ZM110 116H111V114H110ZM121 116H122V115H121ZM127 116H128V115H127ZM137 116H138V115H137ZM143 116H144V115H143ZM150 116H151V114H150ZM178 116H179V115H178ZM210 116H211V115H210ZM256 116H257V115H256ZM1 117H3V115H2ZM21 117H22V116H21ZM44 117H45V116H44ZM65 117H66V116H65ZM92 117H93V116H92ZM108 117H109V116H108ZM108 117H107V118H108ZM113 117H114V116H113ZM128 117H129V116H128ZM140 117H142V116H140ZM154 117H155V116H154ZM161 117H162V115H161ZM202 117H203V116H202ZM204 117H205V116H204ZM204 117H203V118H204ZM207 117L209 118V116H207ZM235 117H236V116H235ZM240 117H242V116H240ZM22 118H23V117H22ZM63 118H64V116H63ZM66 118H67V117H66ZM71 118H73V117H71ZM78 118H79V117H78ZM117 118H118V117H117ZM145 118H146V117H145ZM145 118H144V120H145ZM196 118H197V117H196ZM208 118H207V120H208ZM210 118H212V117H210ZM214 118H216V117H214ZM229 118H230V117H229ZM248 118H249V117H248ZM256 118H257V117H256ZM258 118H261V117H258ZM3 119H4V117H3ZM11 119H12V118H11ZM24 119H25V118H24ZM27 119H28V117H27ZM27 119H26V120H27ZM32 119H34L33 116H32ZM32 119H31V120H32ZM44 119H47V118L45 117ZM82 119H83V118H82ZM105 119H106V118H105ZM114 119H115V121H116V118H114ZM140 119H141V118H140ZM198 119H199V118H198ZM205 119H206V118H205ZM234 119H235V118H234ZM234 119H233V120H234ZM242 119H244V118H242ZM15 120H16V119H15ZM29 120H30V119H29ZM34 120H35V119H34ZM42 120H43V119H42ZM50 120H52V119L49 118V121H48V122H50ZM67 120H68V119H67ZM91 120H92V119H91ZM112 120H113V118H112ZM137 120H138V119H137ZM153 120H154V119H153ZM202 120H203V119H202ZM211 120H212V119H211ZM257 120H259V119H257ZM32 121H33V120H32ZM59 121H60V119H59ZM70 121H72V120H70ZM74 121H75V120H74ZM79 121H80V120H79ZM103 121H104V120H103ZM103 121H102V122H103ZM106 121H107V120H106ZM150 121H151V120H150ZM168 121H169V119H168ZM168 121H167V122H168ZM251 121H252V120H251ZM259 121H260V120H259ZM18 122H19V121H18ZM18 122H17V123H18ZM24 122H25V121H24ZM43 122H44V121H43ZM46 122H47V121H46ZM66 122H67V121H66ZM66 122H65V123H66ZM104 122H105V121H104ZM104 122H103V123H104ZM135 122H137V121H135ZM138 122H141V123H142V119H141V121H138ZM138 122H137V123H138ZM151 122H152V121H151ZM163 122H164V121H163ZM192 122H193V121H192ZM199 122H201V121H199ZM205 122H207V121L205 120ZM209 122H210V121H209ZM209 122H208V123H209ZM8 123H9V122H8ZM26 123H27V122H26ZM28 123H29V121H28ZM30 123H31V122H30ZM38 123H39V122H38ZM63 123H64V122H63ZM78 123H79V122H78ZM80 123H81V122H80ZM83 123H84V122H83ZM110 123H111V122H110ZM110 123H109V124H110ZM114 123H115V122H114ZM144 123H145V122H144ZM144 123H143V124H144ZM154 123H155V122H154ZM161 123H162V122H161ZM190 123H191V121H190ZM196 123H197V122H196ZM196 123H195V124H196ZM217 123L219 124V122H217ZM234 123H235V122H234ZM36 124H37V122H36ZM43 124H44V123H43ZM45 124H46V123H45ZM45 124H44V126L41 127V129L45 127ZM50 124H51V123H50ZM50 124H49V125H50ZM60 124H61V123H60ZM66 124H67V123H66ZM66 124H65V125H66ZM88 124H89V123H88ZM88 124H87V125H88ZM101 124H102V123H101ZM106 124H107V123H106ZM106 124H104V125H106ZM112 124H113V123H112ZM115 124H116V123H115ZM118 124H119V123H118ZM125 124H127V123H125ZM152 124H153V123H152ZM215 124H216V123H215ZM225 124L227 125V123H225ZM245 124H246V123H245ZM20 125H21V124H20ZM32 125H33V124H32ZM68 125H69V124H68ZM72 125H73V124H72ZM74 125H75V124H74ZM85 125H86V122H85ZM169 125H170V124H169ZM179 125H180V124H179ZM179 125H178V126H179ZM206 125H207V124H206ZM216 125H217V124H216ZM222 125H223V124H222ZM226 125H225V126H226ZM253 125H255V123H254ZM257 125H258V124H257ZM259 125H260V124H259ZM9 126H10V124H9ZM22 126H24V125H22ZM22 126H21V127H22ZM59 126H60V125H59ZM61 126H63V124H62ZM79 126H80V125H79ZM79 126H78V128H79ZM98 126H99V125H98ZM112 126H113V125H112ZM115 126H116V125H115ZM121 126H122V124H121ZM121 126H120V127H121ZM137 126H138V125H137ZM140 126H141V125H140ZM161 126H162V125H161ZM161 126H160V127H161ZM188 126H189V125H188ZM192 126H193V125H192ZM197 126H198V125H197ZM197 126H196V127H197ZM202 126H203V125H202ZM202 126H201V127H202ZM218 126H219V125H218ZM235 126H237V125H235ZM235 126H234V127H235ZM241 126H242V125H241ZM1 127H2V126H1ZM25 127H26V126H25ZM37 127H38V126H37ZM107 127H108V126H107ZM109 127H110V126H109ZM113 127H114V126H113ZM124 127H125V126H124ZM130 127H131V126H130ZM134 127H135V126H134ZM138 127H139V126H138ZM193 127H194V126H193ZM199 127H200V126H199ZM219 127H222V126H219ZM3 128H4V127H3ZM61 128H62V127H61ZM87 128H88V127H87ZM96 128H97V127H96ZM116 128H117V127H116ZM136 128H137V127H136ZM207 128H208V126H206V129H207ZM20 129H21V128H20ZM39 129H40V127H39ZM50 129H52V128H50ZM59 129H60V128H59ZM72 129H73V127H72ZM89 129H92V128H89ZM107 129H108V128H107ZM139 129H140V127H139ZM141 129H142V128H141ZM160 129H161V128H160ZM182 129H183V128H182ZM182 129H181V130H182ZM256 129H257V127H256ZM44 130H45V129H44ZM44 130H43V131H44ZM82 130H83V129H82ZM82 130H81V131H82ZM98 130H99V129H98ZM98 130H97V131H98ZM100 130H101V129H100ZM126 130H127V129H126ZM144 130H145V129H144ZM151 130H153V128H152ZM198 130L200 131V129H198ZM250 130H251V129H250ZM13 131H14V130H13ZM48 131H49V130H48ZM65 131H66V130H65ZM74 131H75V130H74ZM74 131H73V132H74ZM84 131H85V130H84ZM84 131H82V132H84ZM97 131H96V132H97ZM103 131H104V130H103ZM106 131H107V130H106ZM110 131H112V130H110ZM110 131H109V132H110ZM114 131H115V130H114ZM136 131H137V130H136ZM139 131H140V130H139ZM142 131H143V130H142ZM154 131H155V130H154ZM156 131H157V130H156ZM164 131L166 132V130H164ZM168 131H169V130H168ZM168 131H167V132H168ZM173 131H177V130H173ZM178 131H180V130H178ZM194 131H195V130H194ZM201 131H202V130H201ZM201 131H200V132H201ZM245 131H246V130H245ZM253 131H254V130H253ZM9 132H10V131H9ZM29 132H30V131H29ZM54 132H55V131H54ZM61 132H63V131H61ZM109 132H108V133H109ZM123 132H124V131H123ZM126 132H127V131H126ZM126 132H125V133H126ZM133 132H134V131H133ZM143 132H144V131H143ZM185 132H186V131H185ZM196 132H197V131H196ZM200 132H199V133H200ZM225 132H226V131H225ZM248 132H249V131H248ZM258 132H260V131H258ZM63 133H64V132H63ZM66 133H67V131H66ZM102 133H103V132H102ZM129 133H130V132H129ZM134 133H135V132H134ZM134 133H133V134H134ZM141 133H142V132H141ZM145 133H146V132H145ZM149 133H150V132H149ZM156 133H157V132H156ZM171 133H172V132H171ZM190 133H191V132H190ZM201 133H202V132H201ZM201 133H200V134H201ZM204 133H205V131H204ZM211 133H212V132H211ZM213 133H214V132H213ZM226 133H227V132H226ZM235 133H236V132H235ZM6 134H7V133H6ZM29 134H30V133H29ZM51 134H52V133H51ZM68 134H70V132H68ZM73 134H74V133H73ZM104 134H105V133H104ZM138 134H139V133H138ZM147 134H148V133H147ZM161 134H162V132H161ZM181 134H182V133H181ZM187 134H188V133H187ZM241 134H243V133H241ZM245 134H246V133H245ZM245 134H244V136H245ZM22 135H23V134H22ZM55 135H56V134H55ZM166 135H167V134H166ZM177 135H178V134H177ZM210 135H211V134H210ZM225 135H226V134H225ZM4 136H5V135H4ZM11 136H12V135H11ZM53 136H54V135H53ZM85 136H86V135H85ZM99 136H100V135H99ZM121 136H122V135H121ZM129 136H131V135H129ZM129 136H128V138H130ZM144 136H145V135H144ZM161 136H162V135H161ZM161 136H160V137H161ZM183 136H184V135H183ZM183 136H182V138H183ZM189 136H190V135H189ZM191 136H192V134H191ZM204 136H205V134H204ZM206 136H207V134H206ZM213 136H214V135H213ZM236 136H237V134H236ZM254 136H255V135H254ZM254 136H253V138H254ZM260 136H261V135H260ZM25 137H26V136H25ZM32 137H33V136H32ZM45 137H47V136H45ZM54 137H55V136H54ZM70 137H71V136H70ZM79 137H80V136H79ZM83 137H84V136H83ZM137 137H138V136H137ZM139 137H140V136H139ZM142 137H143V135H142ZM149 137H150V136H149ZM168 137H169V136H168ZM171 137H173V136H171ZM208 137H209V136H208ZM225 137H226V136H225ZM255 137H256V136H255ZM9 138H10V137H9ZM18 138H19V137H18ZM20 138H21V137H20ZM65 138H66V137H65ZM80 138H82V137H80ZM116 138H117V136H116ZM140 138H141V137H140ZM161 138H162V137H161ZM176 138H177V137H176ZM239 138H241V137H239ZM242 138H243V137H242ZM31 139H32V138H31ZM55 139H56V138H55ZM55 139H54V140H55ZM94 139H95V136H94ZM107 139H108V138H107ZM110 139H111V138H110ZM118 139H119V138H118ZM120 139H121V138H120ZM153 139H154V138H153ZM157 139H158V138H157ZM167 139H170V138H167ZM174 139H175V138H174ZM186 139H187V137H186ZM201 139H202V138H201ZM201 139H200V140H201ZM211 139H212V137H211ZM211 139H210V140H211ZM231 139H232V137H231ZM244 139H245V138H244ZM256 139H257V137H256ZM19 140H20V139H19ZM56 140H57V139H56ZM72 140H73V139H72V137H71V141H72ZM83 140H84V139H83ZM83 140H82V141H83ZM86 140H87V139H86ZM92 140H93V139H92ZM105 140H106V139H105ZM130 140H132V139H130ZM139 140H140V139H139ZM177 140H178V139H177ZM203 140H204V138H203ZM207 140H208V139H207ZM228 140H229V139H228ZM247 140H248V139H247ZM259 140H260V139H259ZM16 141H17V140H16ZM36 141H37V140H36ZM48 141H49V140H48ZM48 141H47V142H48ZM61 141H62V140H61ZM75 141H76V140H75ZM75 141H74V142H75ZM82 141H81V143H82ZM110 141H111V140H110ZM114 141H115V140H114ZM120 141H121V140H120ZM120 141H119V142H120ZM169 141H170V140H169ZM178 141H179V140H178ZM181 141H182V140H181ZM185 141H186V140H185ZM190 141H191V140H190ZM212 141H213V140H212ZM218 141H219V140H218ZM248 141H249V140H248ZM250 141H251V140H250ZM252 141H253V140H252ZM32 142H33V141H32ZM39 142H40V141H39ZM56 142H57V141H56ZM90 142H91V141H90ZM90 142H89V143H90ZM92 142L94 143V141H92ZM95 142H96V141H95ZM104 142H106V141H104ZM112 142H113V141H112ZM116 142H117V141H115V143H116ZM119 142H118V143H119ZM121 142H122V141H121ZM123 142H124V141H123ZM123 142H122V143H123ZM172 142H173V141H172ZM219 142H220V141H219ZM221 142H222V141H221ZM221 142H220V143H221ZM225 142H226V141H225ZM225 142H224V143H225ZM230 142H231V141H230ZM234 142H235V141H234ZM242 142H243V141H242ZM21 143H22V142H21ZM45 143H46V142H45ZM49 143H50V142H49ZM57 143H59V142H57ZM160 143H161V142H160ZM163 143H164V142H163ZM194 143H195V142H194ZM231 143H232V142H231ZM231 143H230V144H231ZM4 144H6V143H4ZM4 144H3V146H5ZM17 144H18V143H17ZM34 144H35V143H34ZM53 144H54V143H53ZM75 144L77 145V143H75ZM96 144H97V143H96ZM99 144H100V143H99ZM108 144H109V143H108ZM108 144H107V145H108ZM111 144H112V143H111ZM130 144L132 145V142H131V141H130ZM138 144H139V143H138ZM172 144H174V143H172ZM172 144H171V145H172ZM178 144H179V143H178ZM199 144H200V143H199ZM211 144H213V143H211ZM211 144H210V145H211ZM215 144H216V143H215ZM222 144H223V143H222ZM1 145H2V144H1ZM1 145H0V147L2 148L3 146H1ZM38 145H39V144H38ZM41 145H42V144H41ZM45 145H46V144H45ZM54 145H55V144H54ZM82 145L84 146V143H83ZM104 145H105V144H104ZM120 145H121V144H120ZM135 145H136V143H135ZM155 145H156V144H155ZM155 145H154V146H155ZM164 145H165V143H164ZM166 145H167V143H166ZM175 145H176V144H175ZM189 145H190V144H189ZM244 145H245V144H244ZM12 146H13V145H12ZM21 146H23V144H22ZM46 146H47V145H46ZM60 146H61V145H60ZM122 146H123V145H121V148H122ZM137 146H139V145H137ZM154 146H153V147H154ZM196 146H197V145H196ZM214 146H215V145H214ZM226 146H227V145H226ZM228 146H229V145H228ZM236 146H237V145H236ZM40 147H41V146H40ZM40 147H39V148H40ZM52 147H53V146H52ZM68 147H69V145H68ZM104 147H105V146H104ZM104 147H103V148H104ZM127 147H128V146H127ZM135 147H136V146H135ZM140 147H141V145H140ZM147 147L149 148V146H147ZM166 147H167V146H166ZM172 147H173V146H172ZM176 147H177V146H176ZM190 147H191V146H190ZM202 147H203V145H202ZM208 147H209V146H208ZM231 147H232V146H231ZM249 147H250V146H249ZM19 148H20V147H19ZM37 148H38V147H37ZM48 148H49V147H48ZM54 148H55V147H54ZM57 148H58V147H57ZM60 148H61V147H60ZM63 148H65V147H63ZM110 148H111V146H110ZM110 148H109V149H110ZM125 148H126V147H125ZM182 148H183V147H182ZM184 148H185V146H184ZM187 148H188V147H187ZM192 148H195V147H192ZM244 148H246V146H245ZM3 149H4V148H3ZM3 149H2V150H3ZM12 149H13V148H12ZM12 149H11V151L14 152ZM42 149H43V148H42ZM68 149H69V148H68ZM107 149H108V148H107ZM119 149H120V148H119ZM119 149H118V152H119ZM141 149H143V148H141ZM153 149H156V148L154 147ZM158 149H159V148H158ZM161 149H162V148H161ZM172 149H173V148H172ZM175 149H176V148H175ZM190 149H191V148H190ZM201 149H202V148H201ZM209 149H210V148H209ZM2 150H0V151L2 152ZM4 150H5V149H4ZM35 150H36V149H35ZM38 150H40V149H38ZM60 150H61V149H60ZM82 150H84V149L82 148ZM120 150H121V149H120ZM147 150H148V149H147ZM169 150H170V149H169ZM186 150H188V149H186ZM212 150H213V149H212ZM257 150H258V149H257ZM5 151L7 152V150H5ZM32 151H33V150H32ZM61 151H63V150H61ZM61 151H60V152H61ZM72 151H73V150H72ZM113 151H114V149H113ZM115 151H116V150H115ZM152 151H153V150H152ZM173 151H174V149H173ZM181 151H182V150H181ZM216 151H217V150H216ZM6 152H5V153H6ZM15 152H16V151H15ZM35 152H37V151H35ZM57 152H59V151H57ZM70 152H71V151H70ZM95 152H96V151H95ZM174 152H175V151H174ZM204 152H205V151H204ZM204 152H203V153H204ZM239 152H240V151H239ZM245 152H246V151H245ZM21 153H22V152H21ZM80 153H81V152H80ZM107 153H108V152H107ZM134 153H135V152H134ZM138 153H139V152H138ZM162 153H163V152H162ZM168 153H169V152H168ZM183 153H184V152H183ZM198 153H199V152H198ZM200 153H201V152H200ZM214 153H215V151H214ZM226 153H227V152H226ZM246 153H247V152H246ZM1 154H2V153H1ZM6 154L8 155V153H6ZM37 154H38V153H37ZM42 154H43V153H42ZM56 154H57V153H56ZM58 154H59V153H58ZM58 154L56 155L57 157H59ZM61 154H62V153H61ZM64 154H65V153H64ZM104 154H105V153H104ZM115 154H116V152H115ZM119 154H120V153H119ZM124 154H125V153H124ZM142 154H143V153H142ZM150 154H151V156H152V153H150ZM158 154H159V151H158ZM165 154H166V153H165ZM165 154H164V155H165ZM169 154H170V153H169ZM173 154H175V153H173ZM176 154H177V153H176ZM176 154H175V155H176ZM179 154H180V150H179ZM207 154H208V153H207ZM218 154H219V153H218ZM221 154H222V153H221ZM20 155H21V154H20ZM20 155H18V156H20ZM34 155H35V154H34ZM53 155H54V154H53ZM62 155H63V154H62ZM65 155H66V154H65ZM93 155H94V154H93ZM106 155H107V154H106ZM108 155H109V153H108ZM122 155H123V154H122ZM154 155H155V154H154ZM192 155H193V154H192ZM201 155H202V154H201ZM208 155H209V154H208ZM213 155H214V154H213ZM227 155H228V154H227ZM238 155H239V154H238ZM39 156H40V155H39ZM94 156H95V155H94ZM94 156H91V157H94ZM115 156H116V155H115ZM124 156H125V155H124ZM139 156H140V155H139ZM155 156H156V155H155ZM159 156H160V155H159ZM166 156H167V155H166ZM171 156H172V155H171ZM199 156H200V155H199ZM204 156H205V155H204ZM234 156H235V155H234ZM241 156H242V155H241ZM243 156H244V155H243ZM253 156H254V155H253ZM253 156H252V157H253ZM36 157H37V156H36ZM40 157H41V156H40ZM45 157H48V156H45ZM53 157H54V156H53ZM65 157H66V156H65ZM74 157H75V156H74ZM100 157H101V156H100ZM100 157H98V158H100ZM152 157H153V156H152ZM201 157H202V156H201ZM222 157H223V156H222ZM227 157H228V156H227ZM236 157H237V156H236ZM239 157H240V155H239ZM255 157H256V156H255ZM262 157H263V156H262ZM13 158H14V157H13ZM69 158H70V157H69ZM108 158H109V157H108ZM124 158H125V157H124ZM144 158H145V157H144ZM158 158H159V157H158ZM185 158H186V157H185ZM190 158H191V156H190ZM213 158H214V157H213ZM230 158H231V157H230ZM240 158H241V157H240ZM250 158H251V157H250ZM260 158H261V156H260ZM260 158H259V160H260ZM21 159H22V158H21ZM36 159H37V158H36ZM94 159H95V158H94ZM112 159H113V158H112ZM115 159L117 160L118 158H115ZM122 159H123V158H122ZM137 159H138V158H137ZM140 159H141V158H140ZM154 159H155V158H154ZM160 159H161V157H160ZM162 159L164 160V158H162ZM167 159H168V157H167ZM167 159H166V160H167ZM176 159H177V158H176ZM195 159H197V158H195ZM205 159H206V158H205ZM205 159H204V160H205ZM211 159H212V158H211ZM241 159H242V158H241ZM244 159H245V158H244ZM251 159H252V158H251ZM261 159H262V158H261ZM5 160H6V156H5ZM50 160H51V159H50ZM52 160H54V159H52ZM63 160H64V159H63ZM69 160H70V159H69ZM76 160H77V159H76ZM107 160H108V159H107ZM107 160H106V161H107ZM109 160H111V159H109ZM116 160H115V161H116ZM118 160H119V159H118ZM118 160H117V161H118ZM123 160H124V159H123ZM134 160H136V159H134ZM156 160H158V159L156 158ZM163 160H162L161 162H163ZM200 160H201V158H200ZM219 160H220V159H219ZM245 160H246V159H245ZM259 160L254 161V162H258ZM1 161H2V160H1ZM11 161H13V160H11ZM18 161H20V159H19ZM31 161H32V160H31ZM66 161H67V160H66ZM91 161H92V160H91ZM98 161H99V160H98ZM111 161L114 162V160H111ZM170 161H172V160H170ZM177 161H178V160H177ZM180 161H181V160H180ZM180 161H179V162H180ZM201 161H202V160H201ZM201 161H200V162H201ZM209 161H210V159H209ZM226 161H227V160H226ZM237 161H238V158H237ZM248 161H251V160H248ZM46 162H47V161H46ZM48 162H49V161H48ZM121 162H123V161H121ZM121 162H120V163H121ZM137 162H138V161H137ZM137 162H136V163H137ZM139 162H140V161H139ZM147 162H148V161H147ZM147 162H146V163H147ZM151 162H152V161H151ZM158 162H160V161H158ZM191 162H192V161H191ZM205 162H206V161H205ZM205 162H204V163H205ZM240 162H241V161H239V163H240ZM5 163H6V162H5ZM15 163H16V162H15ZM17 163H18V162H17ZM22 163H23V162H22ZM22 163H21V164H22ZM33 163H34V162H33ZM40 163H41V162H40ZM40 163H39V164H40ZM55 163H56V162H55ZM65 163H66V162H64V163L62 162V165L65 164ZM71 163H72V162H71ZM98 163H99V162H98ZM109 163H110V162H109ZM144 163H145V162H144ZM146 163H145V164H146ZM163 163H164V162H163ZM176 163H177V162H176ZM182 163H183V162H182ZM195 163H196V162H195ZM201 163H202V162H201ZM245 163H246V161H245ZM261 163H262V162H261ZM263 163H264V162H263ZM13 164H14V163H13ZM23 164H24V163H23ZM34 164H35V163H34ZM123 164H124V163H123ZM130 164H132V162H131L130 160L126 159L125 165H130ZM147 164H148V163H147ZM147 164H146V165H147ZM155 164H156V163H155ZM157 164H158V163H157ZM157 164H156V165H157ZM167 164H168V162H167ZM184 164H185V163H184ZM190 164H191V163H190ZM202 164H203V163H202ZM226 164H227V163H226ZM257 164H258V163H257ZM4 165H5V164H4ZM56 165H57V164H56ZM56 165H55V166H56ZM81 165H82V163H81ZM81 165H80V166H81ZM91 165H92V164H91ZM98 165H99V164H98ZM98 165H97V167H98ZM117 165H118V164H117ZM119 165H120V164H119ZM121 165H122V164H121ZM149 165H150V164H148V166H149ZM159 165H160V164H159ZM163 165H164V164H163ZM180 165H181V163H180ZM185 165H186V164H185ZM203 165L205 166V164H203ZM216 165H217V163H216ZM242 165H243V164H242ZM242 165H241V166H242ZM247 165H248V164H247ZM262 165H263V164H262ZM8 166H9V165H8ZM18 166H20V164H18ZM21 166H22V165H21ZM23 166H24V165H23ZM35 166H36V165H35ZM40 166H41V165H40ZM48 166H49V165H48ZM48 166H47V167H48ZM88 166H89V164H88ZM100 166H101V165H100ZM107 166H108V165H107ZM157 166H158V165H157ZM161 166H162V165H161ZM164 166H166V165H164ZM183 166H184V165H183ZM196 166H197V165H196ZM200 166H201V165H200ZM258 166H259V165H258ZM11 167H12V166H11ZM13 167H14V166H13ZM15 167H16V166H15ZM78 167H79V166H78ZM102 167H103V166H102ZM104 167H106V166L104 165ZM138 167H139V166H138ZM155 167H156V166H155ZM178 167H179V166H178ZM188 167H189V166H188ZM230 167H231V165H230ZM237 167H238V166H237ZM239 167H240V166H239ZM239 167H238V168H239ZM245 167H246V166H245ZM254 167H255V166H254ZM260 167H261V166H260ZM9 168H10V167H9ZM36 168H37V167H36ZM38 168H39V167H38ZM41 168H42V167H41ZM65 168H66V167H65ZM69 168H71V167H69ZM92 168H93V167H92ZM110 168H112V167L110 166ZM119 168H120V167H119ZM143 168H145V167H143ZM149 168H150V167H149ZM157 168H158V167H157ZM175 168H176V167H175ZM198 168H199V166H198ZM221 168H222V167H221ZM14 169H15V168H14ZM26 169H27V168H26ZM44 169H45V168H44ZM96 169H97V168H96ZM100 169H102V168H100ZM108 169H109V168H108ZM108 169H107V170H108ZM113 169H114V168H113ZM113 169H112V170H113ZM138 169H139V168H138ZM140 169H141V168H140ZM161 169H162V168H161ZM163 169H164V168H163ZM165 169H166V168H165ZM193 169H194V168H193ZM207 169H208V168H207ZM211 169H213V168H211ZM225 169H226V168H225ZM225 169H224V170H225ZM230 169H231V168H230ZM241 169H242V168H241ZM250 169H251V168H250ZM257 169H258V168H257ZM18 170H19V169H18ZM59 170H60V169H59ZM97 170H98V169H97ZM119 170H120V169H119ZM131 170H132V168H131ZM141 170H142V169H141ZM156 170H157V169H156ZM172 170H173V169H172ZM189 170H190V169H189ZM199 170H200V169H199ZM236 170H237V169H236ZM238 170H239V169H238ZM24 171H25V170H24ZM24 171H23V173H24ZM32 171H33V170H32ZM39 171H40V170H39ZM43 171H44V170H43ZM43 171H42V172H43ZM68 171H69V170H68ZM114 171H115V170H114ZM120 171H121V170H120ZM135 171H136V170H135ZM142 171H143V170H142ZM149 171H150V170H149ZM158 171H159V170H158ZM162 171H163V170H162ZM185 171H186V169H185ZM185 171H184V172H185ZM262 171H263V170H262ZM262 171H261V172H262ZM17 172H19V171H17ZM29 172H30V171H29ZM29 172H28V173H29ZM34 172H35V171H34ZM52 172H53V170H52ZM52 172H50V173H52ZM59 172H60V171H59ZM82 172H83V171H82ZM90 172H91V171H90ZM154 172H155V171H154ZM164 172H165V171H164ZM187 172H188V171H187ZM191 172H192V171H191ZM196 172H197V171H196ZM218 172H219V171H218ZM252 172H253V171H252ZM252 172H251V173H252ZM0 173H1V172H0ZM15 173H16V172H15ZM38 173H39V172H38ZM54 173H55V172H54ZM71 173H72V172H71ZM71 173H70V174H71ZM85 173H86V172H85ZM115 173H118V172H115ZM143 173H145V172L143 171ZM148 173H149V172H148ZM157 173H158V172H157ZM157 173H156V174H157ZM165 173H166V172H165ZM182 173H183V172H182ZM188 173H190V171H189ZM201 173H202V172H201ZM203 173H204V172H203ZM210 173H211V172H210ZM231 173H233V172H231ZM235 173H236V172H235ZM239 173H241V172H239ZM239 173H238L237 175H240ZM36 174H37V173H36ZM39 174H40V173H39ZM47 174H48V173H47ZM55 174H56V173H55ZM57 174H58V173H57ZM82 174H83V173H82ZM133 174H134V173H133ZM139 174H140V173H139ZM150 174H151V172H150ZM175 174H176V173H175ZM195 174H196V173H195ZM248 174H249V173H248ZM21 175H22V174H21ZM40 175H41V174H40ZM61 175H62V174H61ZM91 175H92V174H91ZM91 175H90V176H91ZM97 175H98V174H97ZM127 175H128V174H127ZM129 175H130V174H129ZM134 175H136V173H135ZM144 175H145V174H144ZM147 175H148V174H147ZM152 175H153V174H152ZM152 175H151V176H152ZM172 175H173V174H172ZM198 175H199V174H198ZM208 175H209V173H208ZM231 175H232V174H231ZM263 175H264V174H263ZM10 176H11V175H10ZM17 176H18V175H17ZM17 176H16V177H17ZM29 176H31V175H29ZM43 176H44V175H43ZM50 176H52V175H50ZM50 176H48V177H50ZM141 176H142V175H141ZM141 176H140V177H141ZM145 176H146V175H145ZM148 176H149V175H148ZM162 176H163V175H162ZM178 176H179V175H178ZM183 176H184V175H183ZM196 176H197V175H196ZM199 176H200V175H199ZM204 176H205V175H204ZM218 176H219V175H218ZM242 176H243V175H242ZM246 176H248V175L246 174ZM21 177H22V176H21ZM23 177H24V176H23ZM25 177H26V176H25ZM37 177H38V175H37ZM45 177H46V176H45ZM48 177H47V178H48ZM69 177H70V176H69ZM71 177H74V176H71ZM134 177H135V176H134ZM143 177H144V176H143ZM158 177H160V176H158ZM164 177H165V176H164ZM202 177H203V176H202ZM205 177H206V176H205ZM212 177H213V176H212ZM238 177H239V176H238ZM248 177H249V176H248ZM256 177H257V176H256ZM38 178H39V177H38ZM42 178H43V177H42ZM81 178H82V176H81ZM126 178H127V177H126ZM146 178H147V177H146ZM146 178H145V179H146ZM154 178L156 179V177H154ZM160 178H161V177H160ZM165 178H166V177H165ZM173 178H174V177H173ZM177 178H178V177H177ZM216 178H217V177H216ZM233 178H234V177H233ZM239 178H240V177H239ZM241 178H242V177H241ZM5 179H6V178H5ZM16 179H17V178H16ZM26 179H27V178H26ZM54 179H55V178H54ZM56 179H57V178H56ZM147 179H148V178H147ZM150 179H151V178H150ZM152 179H153V178H152ZM152 179H151V180H152ZM155 179H154V180H155ZM167 179H168V178H167ZM179 179H180V178H179ZM183 179H185V177H184ZM187 179H188V178H187ZM197 179H198V178H197ZM208 179H209V176H208ZM225 179H226V178H225ZM236 179H237V178H236ZM246 179H248V178H246ZM249 179H250V178H249ZM254 179H255V177H254ZM258 179H260V178H258ZM32 180H33V179H32ZM51 180H52V179H51ZM59 180H61V179H59ZM74 180H75V179H74ZM74 180H73V181H74ZM102 180H105V179H102ZM127 180H128V179H127ZM135 180H136V179H135ZM157 180H158V178H157ZM174 180H175V179H174ZM181 180H182V179H181ZM191 180H192V179L190 178V181H191ZM200 180H201V179H200ZM210 180H211V179H210ZM223 180H224V179H223ZM238 180H241V179H238ZM242 180H243V179H242ZM262 180H263V179H262ZM262 180H260V181H262ZM9 181H10V180H9ZM15 181H16V180H15ZM56 181H57V180H56ZM96 181H97V180H96ZM106 181H107V180H106ZM142 181H143V180H142ZM146 181H147V180H146ZM163 181H164V179L162 180V182H163ZM203 181H204V180H203ZM213 181H214V180H213ZM221 181H222V180H221ZM226 181H227V180H226ZM228 181H229V180H228ZM243 181H244V180H243ZM255 181H256V179H255ZM27 182H28V181H27ZM74 182H75V181H74ZM127 182H128V181H127ZM144 182H145V181H144ZM144 182H143V183H144ZM148 182H149V180H148ZM148 182H147V183H148ZM183 182H184V180H183ZM200 182H201V181H200ZM236 182H237V181H236ZM250 182H251V181H250ZM7 183H8V182H7ZM10 183H11V182H10ZM160 183H161V182H160ZM186 183H188V182H186ZM190 183H191V182H190ZM194 183H195V182H194ZM205 183H206V182H205ZM226 183H228V182H226ZM229 183H230V182H229ZM232 183H233V182H232ZM237 183H238V182H237ZM241 183H242V182H241ZM247 183H248V182H247ZM16 184H17V183H16ZM81 184H82V183H81ZM145 184H146V183H145ZM156 184H158V183H156ZM191 184H192V183H191ZM220 184H221V183H220ZM224 184H225V183H224ZM4 185H5V183H4ZM11 185H12V184H11ZM23 185H24V184H23ZM37 185H38V184H37ZM39 185H40V184H39ZM43 185H44V183H43ZM45 185H46V184H45ZM159 185H161V184H159ZM189 185H190V184H189ZM204 185H205V184H204ZM215 185H217V184H215ZM236 185H238V184H236ZM35 186H36V185H35ZM88 186H89V185H88ZM88 186H87V187H88ZM136 186H137V185H136ZM144 186H145V185H144ZM172 186H173V185H172ZM177 186H178V185H177ZM2 187H3V186H2ZM11 187H12V186H11ZM16 187H17V186H16ZM33 187H34V186H33ZM40 187H42V186H40ZM60 187H61V186H60ZM109 187H110V186H109ZM109 187H108V188H109ZM184 187H185V186H184ZM198 187H199V186H198ZM209 187H210V186H209ZM217 187H218V186H217ZM20 188H22V187L20 186ZM61 188L64 189L63 187H61ZM71 188H72V187H71ZM94 188H95V187H94ZM128 188H129V186H128ZM128 188H127V189H128ZM154 188H155V187H154ZM154 188H153V189H154ZM163 188H164V187H163ZM163 188H162V189H163ZM174 188H175V187H174ZM178 188H179V187H178ZM204 188H205V189L203 190V193H202L201 196H202L203 201L206 203L207 200H208V197H209V190H212V189H209V188L207 187V185H205ZM222 188H223V187H222ZM245 188H246V187H245ZM59 189H60V188H59ZM62 189H61V191H62ZM79 189H80V188H79ZM106 189H107V188H106ZM160 189H161V188H160ZM166 189H167V188H166ZM182 189H183V188H182ZM215 189H216V188H215ZM217 189H218V188H217ZM227 189H228V188H227ZM227 189H226V190H227ZM7 190H8V188H7ZM14 190H15V189H14ZM49 190H51V189H49ZM73 190H74V188H73ZM75 190H76V189H75ZM89 190H90V189H89ZM129 190H130V189H129ZM134 190H135V189H134ZM171 190H172V189H171ZM171 190H170V191H171ZM201 190H202V189H201ZM231 190H232V189H231ZM249 190H250V189H249ZM9 191H10V189H9ZM11 191H12V190H11ZM55 191H56V190H55ZM55 191H54V192H55ZM63 191H64V190H63ZM107 191H108V190H107ZM132 191H133V190H132ZM153 191H154V190H153ZM162 191H163V190H162ZM167 191H168V190H167ZM178 191H179V190H178ZM218 191H219V190H218ZM5 192H6V191H5ZM21 192H22V191H21ZM30 192H31V191H30ZM50 192H51V191H50ZM75 192H76V191H75ZM88 192H89V191H88ZM129 192H130V191H129ZM134 192H135V191H134ZM139 192H140V191H139ZM165 192H166V191H165ZM171 192H172V191H171ZM229 192H230V191H229ZM3 193H4V192H3ZM7 193H8V192H7ZM31 193H32V192H31ZM48 193H49V192H48ZM55 193H57V192H55ZM55 193H54V194H55ZM59 193H62V192H59ZM68 193H70V192H68ZM91 193H92V192H91ZM150 193H151V192H150ZM152 193H153V192H152ZM169 193H170V192H169ZM177 193H178V192H177ZM5 194H6V193H5ZM38 194H39V193H38ZM72 194H73V193H72ZM81 194H82V192H81ZM132 194H133V193H132ZM134 194H135V193H134ZM137 194H138V193H137ZM178 194H179V193H178ZM217 194H218V192H217ZM247 194H248V193H247ZM13 195H14V194H13ZM43 195H44V194H43ZM45 195H48L47 192H46ZM62 195H63V194H62ZM62 195H61V196H62ZM65 195H68V194H65ZM82 195H83V194H82ZM159 195H160V194H159ZM0 196H1V195H0ZM3 196H4V194H3ZM3 196H2V197H3ZM24 196H25V195H24ZM61 196H60V197H61ZM79 196H80V195H79ZM106 196H107V195H106ZM173 196H174V195H173ZM173 196H172V197H173ZM6 197H7V196H6ZM14 197H15V196H14ZM18 197H19V196H18ZM20 197H21V196H20ZM31 197H32V196H31ZM54 197H55V196H54ZM63 197H64V196H63ZM63 197H62V198H63ZM69 197H70V196H69ZM83 197H85V196H83ZM108 197H109V195H108ZM148 197H149V196H148ZM158 197H159V196H158ZM184 197H185V195H184ZM237 197H238V195H237ZM12 198H13V197H11V199H12ZM88 198H89V197H88ZM133 198H134V197H133ZM136 198H137V197H136ZM138 198H139V197H138ZM150 198H151V197H150ZM175 198H176V196H175ZM210 198H211V197H210ZM218 198H219V197H218ZM238 198H239V197H238ZM73 199H74V198H73ZM83 199H85V198H83ZM83 199H82V200H83ZM86 199H87V198H86ZM89 199H90V198H89ZM163 199H164V198H163ZM169 199H170V198H169ZM173 199H174V197H173ZM177 199H178V198H177ZM214 199H215V197H214ZM225 199H227V198H225ZM240 199H241V197H240ZM24 200H25V199H24ZM33 200H34V199H33ZM62 200H64V199H62ZM62 200H61V201H62ZM74 200H75V199H74ZM77 200H78V199H77ZM80 200H81V199H80ZM109 200H110V199H109ZM200 200H201V199H200ZM220 200H221V199H220ZM30 201H31V200H30ZM83 201H84V200H83ZM89 201H91V200H89ZM106 201H107V200H106ZM163 201H164V200H163ZM203 201H202V203H203ZM229 201H230V200H229ZM15 202H16V201H15ZM24 202H25V201H24ZM54 202H55V201H54ZM73 202H74V201H73ZM73 202H72V203H73ZM81 202H82V201H81ZM85 202H86V201H85ZM85 202H84V203H85ZM152 202H154V201H152ZM184 202H185V201H184ZM217 202H218V201H217ZM0 203H1V202H0ZM9 203H11V202H9ZM16 203H17V202H16ZM18 203H19V202H18ZM20 203H21V202H20ZM47 203H49V202H47ZM79 203H80V202H79ZM91 203H92V202H91ZM91 203H90V204H91ZM141 203H143V202H141ZM144 203H145V201H144ZM188 203H189V202H188ZM226 203H227V202H226ZM239 203H240V202H239ZM38 204H39V202H38ZM49 204H50V203H49ZM56 204H57V203H56ZM67 204H68V203H67ZM108 204H109V202H108ZM115 204H116V203H115ZM129 204H130V203H129ZM162 204H163V203H162ZM175 204H176V203H175ZM195 204H196V203H195ZM213 204H214V203H213ZM218 204H219V203H218ZM224 204H225V203H224ZM16 205H17V204H16ZM54 205H55V204H54ZM64 205H65V204H64ZM77 205H79V204L77 203ZM118 205H119V204H118ZM153 205H154V203L152 204V206H153ZM167 205H168V204H167ZM220 205H221V204H220ZM58 206H59V205H58ZM66 206H68V205H66ZM107 206H108V205H107ZM110 206H111V205H110ZM135 206H136V205H135ZM144 206H145V205H144ZM146 206H148V204H147ZM152 206H151V207H152ZM161 206H162V205H161ZM178 206H179V205H178ZM199 206H200V205H199ZM7 207H8V206H7ZM16 207H17V206H16ZM40 207H41V206H40ZM40 207H39V209H40ZM45 207H46V206H45ZM61 207H62V206H61ZM69 207H70V205H69ZM91 207H93V206L91 205ZM118 207H119V206H118ZM122 207H123V206H122ZM162 207H164V206H162ZM171 207H172V206H171ZM179 207H180V206H179ZM196 207H197V206H196ZM213 207H214V206H213ZM213 207H212V208H213ZM58 208H60V207H58ZM66 208H67V207H66ZM78 208H79V207H78ZM93 208H94V207H93ZM102 208H104V207H102ZM119 208H121V207H119ZM125 208H126V207H125ZM137 208H138V207H137ZM137 208H136V209H137ZM139 208H140V207H139ZM146 208H147V207H146ZM160 208H161V207H160ZM209 208H210V207H209ZM222 208H223V206H222ZM222 208H221V209H222ZM8 209H9V208H8ZM17 209H18V208H17ZM74 209H75V208H74ZM110 209H111V208H110ZM122 209H123V208H122ZM126 209H127V208H126ZM133 209H134V208H133ZM133 209H132V210H133ZM136 209H135V210H136ZM141 209H142V208H141ZM150 209H151V208H150ZM213 209H214V208H213ZM213 209H212V210H213ZM70 210H71V208H70ZM101 210H102V209H101ZM130 210H131V209H130ZM132 210H131V211H132ZM160 210H161V209H160ZM167 210H168V209H167ZM212 210H211V211H212ZM224 210H225V209H223V211H224ZM11 211H12V210H11ZM25 211H26V210H25ZM43 211H44V209H43ZM47 211H48V210H47ZM67 211H68V210H67ZM72 211L74 212L73 209H72ZM98 211H99V209H98ZM164 211H165V210H164ZM195 211H196V210H195ZM238 211H239V210H238ZM2 212H3V211H2ZM39 212H41V210H40ZM94 212H96V210H95ZM100 212H101V211H100ZM102 212H105V211L103 210ZM122 212H123V211H122ZM133 212H134V211H133ZM146 212H147V211H146ZM152 212H153V211H152ZM175 212H176V211H175ZM218 212H219V211H218ZM239 212H240V211H239ZM239 212H238V213H239ZM48 213H49V211H48ZM59 213H60V212H59ZM63 213H64V212H63ZM65 213H66V212H65ZM96 213H97V212H96ZM128 213H129V212H128ZM138 213H139V212H138ZM154 213H155V212H154ZM164 213H165V212H164ZM204 213H205V211H204ZM216 213H217V211H216ZM232 213H233V212H232ZM1 214H2V213H1ZM5 214H6V213H5ZM5 214H2V215L4 216ZM8 214H9V213H8ZM53 214H54V213H53ZM75 214H76V213H75ZM104 214H105V213H104ZM125 214H126V213H125ZM130 214H131V213H130ZM141 214H144V213H141ZM141 214H140V215H141ZM230 214H231V213H230ZM37 215H38V214H37ZM39 215H40V214H39ZM39 215H38V216H39ZM60 215H61V214H60ZM64 215H65V214H64ZM70 215H71V214H70ZM76 215H77V214H76ZM169 215H170V214H169ZM217 215H218V214H217ZM225 215H226V214H225ZM3 216H2V218H3ZM41 216H43V215H41ZM44 216H45V215H44ZM66 216H68V215H66ZM120 216H122V215H120ZM151 216H152V215H151ZM160 216H161V215H160ZM163 216H164V215H163ZM196 216H197V215H196ZM214 216H216V215H214ZM4 217H5V216H4ZM51 217H52V216H51ZM69 217H71V216H69ZM127 217H128V216L126 215V219H127ZM192 217H193V216H192ZM192 217H191V220H192ZM239 217H241V215H240ZM0 218H1V217H0ZM58 218H59V217H58ZM58 218H57V219H58ZM62 218H64V216H63ZM73 218H74V217H73ZM79 218H80V217H79ZM147 218H149V217H147ZM158 218H159V217H158ZM228 218H229V217H228ZM46 219H47V218H46ZM53 219H54V218H53ZM64 219H65V218H64ZM66 219H67V218H66ZM130 219H131V218H130ZM170 219H172V218H170ZM3 220H4V218H3ZM43 220H44V219H43ZM119 220H120V219H119ZM124 220H125V219H124ZM165 220H166V219H165ZM201 220H203V219H201ZM14 221H15V220H14ZM33 221H34V220H33ZM33 221H32V222H33ZM151 221H152V219H151ZM159 221H160V220H159ZM198 221L200 222V220H198ZM229 221H230V219H229ZM41 222H42V219H41ZM65 222H66V221H65ZM77 222H78V221H77ZM80 222H81V221H80ZM167 222H168V221H167ZM173 222H174V221H173ZM187 222H188V221H187ZM192 222H193V221H192ZM192 222H191V223H192ZM233 222H234V221H233ZM233 222L231 221V223H233ZM237 222H238V221H237ZM9 223H10V221H9ZM37 223H38V222H37ZM82 223H83V222H82ZM122 223H123V222H122ZM126 223H127V222H126ZM129 223H130V222H129ZM129 223H128V224H129ZM171 223H172V222H171ZM185 223H186V221H185ZM220 223H222V222H220ZM70 224H72V223H70ZM80 224H81V223H80ZM172 224H173V223H172ZM206 224H207V223H206ZM227 224H228V223H227ZM238 224H239V223H238ZM244 224H245V223H244ZM46 225H47V224H46ZM52 225H53V224H52ZM148 225H149V224H148ZM148 225H147V226H148ZM166 225H167V224H166ZM185 225H186V224H185ZM189 225H190V224H187V226H189ZM196 225H198V224H196ZM204 225H205V224H204ZM204 225H203V226H204ZM225 225H226V224H225ZM255 225H256V224H255ZM71 226H72V225H71ZM71 226H70V227H71ZM80 226H81V225H80ZM203 226H202V227H203ZM212 226H213V225H212ZM228 226H229V224H228ZM238 226H239V225H238ZM249 226H250V225H249ZM34 227H36V225H35ZM51 227H52V226H51ZM150 227H151V225H150ZM162 227H163V226H162ZM171 227H172V226H171ZM175 227H177V226H175ZM184 227H185V226H184ZM196 227H197V226H196ZM202 227H201V228H202ZM205 227H206V226H205ZM252 227H255V226H252ZM2 228H3V227H2ZM9 228H10V227H9ZM67 228H68V227H67ZM144 228H145V227H144ZM187 228H188V227H187ZM192 228H193V226H192ZM198 228H199V227H198ZM198 228H197V229H198ZM214 228H215V227H214ZM250 228H251V227H250ZM59 229H60V228H59ZM83 229H86V228L84 227ZM126 229H127V228H126ZM130 229H131V228H130ZM238 229H239V228H238ZM1 230H2V229H1ZM66 230H68V229H66ZM149 230H151V229H149ZM152 230H154V229H152ZM199 230H200V229H199ZM203 230H204V229H203ZM252 230H253V229H252ZM10 231H11V230H10ZM204 231H205V230H204ZM3 232H4V231H3ZM6 232H7V231H6ZM8 232H9V231H8ZM8 232H7V234H8ZM34 232H35V231H34ZM69 232H70V231H69ZM73 232H74V231H73ZM122 232H123V231H122ZM146 232H147V231H146ZM207 232H208V231H207ZM211 232H212V231H211ZM36 233H37V232H36ZM66 233H68V232H66ZM78 233H79V232H78ZM124 233H125V232H124ZM124 233H123V234H124ZM163 233H164V232H163ZM170 233H171V232H170ZM199 233H200V232H199ZM205 233H206V232H205ZM209 233H210V231H209ZM41 234H42V233H41ZM73 234H75V232H74ZM76 234H77V233H76ZM76 234H75V235H76ZM81 234H84V233H81ZM81 234H80V235H81ZM85 234H86V232H85ZM85 234H84V235H85ZM143 234H144V233H143ZM143 234H142V235H143ZM167 234H168V233H167ZM172 234H173V233H172ZM212 234H213V233H212ZM4 235H5V234H4ZM12 235H13V233H12ZM25 235H26V234H25ZM32 235H33V234H32ZM64 235H65V234H64ZM77 235H78V234H77ZM77 235H76V236H77ZM140 235H141V234H140ZM140 235H139V236H140ZM213 235H214V234H213ZM216 235H217V234H216ZM225 235H226V234H225ZM225 235H223V236H225ZM7 236H8V235H7ZM28 236H29V235H28ZM44 236H45V235H44ZM70 236H71V235H70ZM70 236H69V237H70ZM137 236H138V235H137ZM168 236H169V235H167L166 237H168ZM170 236H171V235H170ZM13 237H14V236H13ZM48 237H49V236H48ZM50 237H51V235H50ZM79 237H80V236H79ZM83 237H84V236H83ZM149 237H150V236H149ZM190 237H192V236H190ZM190 237H189V238H190ZM214 237H215V236H214ZM232 237H233V236H232ZM40 238H41V237H40ZM61 238H62V237H61ZM64 238H65V237H64ZM66 238H67V237H66ZM72 238H73V237H72ZM72 238H71V240H72ZM215 238H216V237H215ZM77 239H78V238H77ZM77 239H76V240H77ZM80 239H81V238H80ZM130 239H131V238H130ZM166 239H167V238H166ZM199 239H200V238H199ZM209 239H210V238H209ZM217 239H218V238H217ZM244 239H245V238H244ZM4 240H5V239H4ZM4 240H3V241H4ZM67 240H68V239H67ZM117 240H118V239H117ZM136 240H137V239H136ZM242 240H243V239H242ZM249 240H250V239H249ZM6 241H7V239H6ZM9 241H10V240H9ZM11 241H12V240H11ZM28 241H29V240H28ZM74 241H75V240H74ZM139 241H140V240H139ZM141 241H142V240H141ZM191 241H192V240H191ZM251 241H252V240H251ZM7 242H8V241H7ZM24 242H25V241H24ZM203 242H204V240H203ZM239 242H240V241H239ZM21 243H22V242H21ZM29 243H30V242H29ZM48 243H49V242H48ZM165 243H166V242H165ZM191 243H193V242H190V245H191ZM12 244H13V243H12ZM66 244H67V243H66ZM239 244H240V243H239ZM239 244H238V245H239ZM6 245H7V244H6ZM29 245H31V244H29ZM42 245H43V244H42ZM188 245H189V244H188ZM231 245H232V244H231ZM245 245H246V244H245ZM12 246H13V245H12ZM69 246H70V244H69ZM101 246H102V245H101ZM167 246H168V245H167ZM218 246H219V245H218ZM253 246H254V245H253ZM260 246H261V245H260ZM1 247H2V246H1ZM18 247H19V245H18ZM25 247H26V246H25ZM30 247H31V246H30ZM30 247H29V248H30ZM41 247H42V246H41ZM92 247H93V246H92ZM215 247H217V246H215ZM263 247H264V246H263ZM3 248H4V247H3ZM16 248H17V247H16ZM138 248H139V247H138ZM181 248H182V247H181ZM181 248H180V250L183 249V248H182V249H181ZM225 248H226V247H225ZM227 248H229V247H227ZM245 248H246V247H245ZM14 249H15V247H14ZM168 249H169V248H168ZM175 249H176V248H175ZM216 249H217V248H216ZM219 249H220V248H219ZM229 249H230V248H229ZM251 249H252V248H251ZM256 249H257V248H256ZM6 250H7V249H6ZM224 250H225V249H224ZM230 250H232V249H230ZM27 251H28V250H27ZM36 251H37V250H36ZM215 251H216V250H215ZM260 251H261V250H260ZM262 251H263V250H262ZM1 252H2V251H1ZM1 252H0V253H1ZM19 252H20V250H19ZM30 252H31V251H30ZM38 252H39V251H38ZM53 252H54V251H53ZM168 252H169V251H168ZM179 252H182V251H179ZM220 252H221V251H220ZM229 252H230V251H229ZM239 252H240V251H239ZM16 253L18 254V252H16ZM34 253H35V252H34ZM161 253H162V252H161ZM216 253H217V252H216ZM230 253H231V252H230ZM234 253H235V252H234ZM237 253H238V252H237ZM240 253H241V252H240ZM259 253H260V252H259ZM46 254H47V253H46ZM168 254H169V253H168ZM168 254H167V255H168ZM170 254H171V253H170ZM172 254H173V252H172ZM174 254H176V253L174 252ZM241 254H242V253H241ZM241 254H240V255H241ZM9 255H10V254H9ZM32 255H33V253H32ZM161 255H162V254H161ZM232 255H234V254H232ZM256 255H257V254H256ZM258 255H260V254H258ZM263 255H264V254H263ZM0 256H1V255H0ZM2 256H3V255H2ZM46 256H47V255H46ZM54 256H55V255H54ZM222 256H223V254H222ZM13 257H14V256H13ZM15 257H16V256H15ZM15 257H14V258H15ZM237 257H238V255H237ZM240 257H241V256H240ZM249 257H250V256H249ZM9 258H10V257H9ZM32 258H33V257H32ZM32 258H31V259H32ZM37 258H38V257H37ZM93 258H94V257H93ZM100 258H101V257H100ZM103 258H105V257H103ZM103 258H102V259H103ZM107 258H109V257H107ZM184 258H185V257H184ZM213 258H214V257H213ZM242 258H243V257H242ZM246 258H247V257H246ZM10 259H11V258H10ZM18 259H19V258H18ZM18 259H17V260H18ZM102 259H101V260H102ZM232 259H233V258H232ZM232 259H231V260H232ZM243 259H244V258H243ZM248 259H249V258H248ZM2 260H3V259H2ZM17 260H16V261H17ZM22 260H24V259H22ZM32 260H33V259H32ZM50 260H51V259H50ZM107 260H108V259H107ZM218 260H219V259H218ZM258 260H259V258H258ZM14 261H15V260H14ZM27 261H28V260H27ZM213 261H214V260H213ZM234 261H235V260H234ZM36 262H38V261H36ZM70 262H71V261H70ZM111 262H112V261H111ZM214 262H215V264H216V261H214ZM50 263H52V262H50ZM71 263H73V261H72ZM220 263H221V262H220ZM234 263H235V262H234ZM234 263H233V264H234ZM244 263H245V262H244ZM244 263H243V264H244ZM253 263H254V262H253ZM43 264H44V263H43ZM107 264H108V263H107ZM261 264H263V263H261Z\"/></svg>",
    "mask_w": 264,
    "mask_h": 264
}]
</instances>
